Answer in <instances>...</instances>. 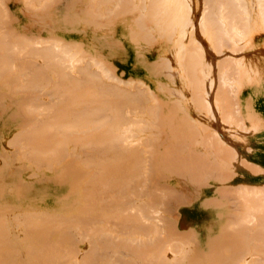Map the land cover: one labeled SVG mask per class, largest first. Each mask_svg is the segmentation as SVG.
<instances>
[{"label": "bare ground", "instance_id": "6f19581e", "mask_svg": "<svg viewBox=\"0 0 264 264\" xmlns=\"http://www.w3.org/2000/svg\"><path fill=\"white\" fill-rule=\"evenodd\" d=\"M10 1H14V0H10ZM22 1H24V0H22ZM25 1H29V0H25ZM32 1L35 4L37 0H35V1L32 0ZM32 1L30 0L31 4L29 2H25V3L28 4V5L26 4L25 6H29V5L30 6L31 5L33 6V2ZM47 1L49 2V0H38L39 3H42V6L36 7V4L33 6L36 9H38V8L41 9V7H43V9H45L44 11H43V9H41V12H43L42 14H44V16H42L43 19H38L33 13H31L32 17L30 19L31 20H34V19H32L33 18V15H34V18H35V21H36L35 23H37V24L33 23V24H35V25H33L31 23L30 24L31 26H29V27L36 29V31H38V30L39 31H41V30L43 31V30L47 29L46 26H45V23H46L45 20H48V17H47L48 13L47 12H49L48 11L49 10L48 9L49 6L46 7V5H44V3L47 2ZM104 1H107V0H103V2ZM116 1H115V3H113V1H112V3L114 5H116ZM120 1H121L122 6H124V8L126 10L124 9V13L121 12V14H119V15H124V16L120 17L121 19L118 18V19H120L119 21H124L125 20V17H128L130 15H131V18L134 16V19H131L132 20V25H131V28H130L132 30V31H130L131 32V38L134 40V42L136 40L135 39V36L138 35V34H141L142 36L146 37L147 39H151L150 37H154L153 34L158 33L160 35V37H162L163 41H166L167 40L168 42H171L173 44L172 54H171V56L168 59V62H167L168 65L167 64L166 65H167V69H169V71L170 70L172 71L174 77H176L175 75H179L180 76L179 79L182 82V83H180L182 85H179L178 82L176 81L177 82V85H178V87L176 89L177 90V94H176V90L175 91L173 90L174 91V94H176L175 95L176 98H178L177 95L180 94L183 97L184 100H190L191 99V100L195 101V104L192 101L194 107L197 108L198 110L199 109H202V110H199L200 112H198V110L193 107L195 110H197L198 115L200 116V114L201 115L205 114L204 116L207 115L206 118H208V117L211 118L210 120L212 122H213L212 117H214V115L217 114V113H220V116L223 117V118H221L220 116H218L219 114L218 115H215V116H218L219 117V118L217 117L218 119L221 118V120H219L220 122L225 120V122H226L225 125H227V121L228 120L230 121L233 118L237 120L238 119L236 117L237 116V113H235L236 114V116H235L233 114V112H232V110H235L236 108L234 107L235 109H233L232 108L233 106L231 107V105H230V107H231L232 110L230 108L227 109V107L226 108L224 107L226 104L224 105L220 101L222 100V95L224 93H226V94L228 93V96H229L230 92H233V91H234L233 94L235 93L234 95L238 94L237 93V90H240L242 88V86H244L242 79H244V76H246V74H247V76H249V73L251 72V68L249 67L250 66L249 63H248L249 61L247 62L245 60V57L244 58H240L242 56H239V57H237L235 59L231 57L232 58L231 59L228 56V53H230V51H233L234 53L232 52L233 54L231 53V55L234 56L235 53L236 54H239V53L241 54V51L245 47H247V46L248 47H252V48L254 47L253 45L250 44V41H252V40H250V38L253 39L252 38L253 37L252 35H254L256 33H259L261 31H264V1L263 0H119V2ZM91 2H95V4H96V1H91ZM103 2H102V5H103ZM2 3H4V1ZM104 3H106V2H104ZM109 3H111V1L108 2V4ZM4 5L5 4H1V6H2L1 9L2 10H0V16H2L0 18L1 19L0 21L2 22V23L0 22V25L2 26V28H0V31L2 30L1 31L2 33H3V31H5L4 28L6 29V27H8L7 25L6 26L4 25V19L3 18L4 17L5 18L7 17V19H8V17H9V16H6L7 14H5L3 12L4 9H6V7H4ZM97 5L99 6V4H97ZM217 5H219V7H217ZM221 5L223 6V8L221 7ZM98 6H96V7H98ZM116 6H118V5H116ZM99 7H101V6H99ZM105 7H106V4H105ZM109 7H113V5H111ZM114 7H113V10L115 9ZM26 8L28 9L29 7H26ZM34 8H31V9L29 8V10H32L31 12H33V11L36 10V9L33 10ZM94 8H92V10ZM106 9H107V7H106ZM67 10H68V8H67ZM92 10H90V11H92ZM36 11L34 13H36ZM93 11H92V13H93ZM102 11H103V8L97 11V13H96L97 17L99 16V14L104 13ZM118 11H119V8H118ZM106 12L107 11H105V13ZM223 12H225L226 15ZM1 13L2 14L4 13L5 16H4V14L2 15ZM58 13H62L61 10H58ZM194 13H198L197 14L198 15V18L194 16ZM27 14H29V13H27ZM24 15L26 16L25 13H24ZM59 17L60 16L56 15V18H59ZM64 18L63 17L62 18L60 17L59 18V21H62L61 23H63V20H65ZM72 18L73 17L67 19V21L70 20V19H71V21H73L74 19L72 20ZM9 19H10V17H9ZM61 19H63V20H61ZM226 19L227 20L229 19L228 20L229 22ZM53 20H52L51 23H53L55 21V20L54 21ZM67 21H65V22L67 23ZM9 22L12 23L11 19L9 20ZM54 23H56V22H54ZM58 23L59 22H57V24ZM68 23H69V21H68ZM70 23L72 24V22H70ZM63 25H64V23H63ZM25 27H28V26H25ZM135 27H138L139 32L133 31V28H135ZM51 28L53 29V31L50 32V33H53L54 35H56L57 36V39H53L52 37H49L50 39L44 37L45 38V40H44V38H43L42 35L39 36V37H26V35L23 34V33H22L23 37H21L22 39H20L21 34L19 36L16 33H14V34H16L19 37H16V39L13 38V40H15V41H12V40L9 41L8 40L9 44L10 43L11 44L9 45V47H7V49L5 48L6 46H4V47H1V46H3L4 44H7L8 45V42L4 41L5 43H3V39L2 38H4V36L0 37V47H1V50H0V67H2L4 64L6 65V66L5 65L3 66L4 68L2 67L3 69L0 68V72L6 69V71H5L6 73L4 71H3V73L1 72L2 74L0 73V79H2L3 77H7V76L8 77H12L14 79H16L17 77H18L17 79H21V80L24 79L22 81L24 84L23 85H20V88L22 86H23V88H29V87H31L30 90H32V87H33V90L34 91H35V88L34 87H36L37 85L38 86L39 85H42L41 86L42 89L45 87L44 88L45 91H43L42 89L41 90L38 89L40 86L39 87L37 86L36 87V92H34V91L31 92L32 98L35 96L34 97L35 100L33 98V101L34 102L33 101L30 102V105H32V108L31 107H25L26 108L25 110H22V109H24V108H22L20 110L21 111L20 114L19 113L17 114V117L19 115V117L22 118V121L25 123V124H22L23 127H21L22 125H20V129L22 128L24 131L23 130H20L21 132L18 131L19 133L17 132L18 134L16 133L17 135H14V137H12V140L14 142H16L18 145L20 144L22 147H24V146L26 147L25 149H27V150H25V152H24V154H26V158L29 157L31 159L32 158H34V159H41L42 158L41 155L44 158L46 155L52 154V156H51L52 157V160L55 163L58 160L57 161L58 163H56L57 165H60L61 164L60 162H63V165L64 166L62 165L63 167H61L58 170L59 171L58 172V176H59V179L58 180L61 182V184L62 183L64 184V182H66L67 179L69 180L70 183L67 184V185H69V188H68V193L69 194L67 193V195H66L67 197L66 198L64 197V198L67 199L68 198V195H70V197L73 199L71 201L72 202L71 204H73V205L76 204L77 207L73 208L74 214H72V215H71V213H70V215H67V213H63V215H61L59 217H55V215L54 216H51L53 214H48L50 216H47V212H44L41 215L42 217L40 216V219H38L39 217L37 219H34V218L32 219L29 216V218H31V219H29V220L20 219V221L17 222V219H18L17 218L16 219V222L18 224H16L15 227L16 228L21 227V226L23 228L24 227H27V232L22 231L26 235L25 236L26 237L25 255H23L20 260H16L15 261L16 264H53V262H55L56 260H58L59 263H60V261L62 259H64L62 261H66V259H67V261L69 260L70 261L69 264H95L97 261H98L97 262L98 264H99V262L101 264H106V262H107V264H110L111 263L110 262L111 261V258L110 257H109L110 258V261L109 260L106 261L105 259H103V261L102 260L100 261V260H98L99 259V257H98L99 254L97 253L99 251V249H103L104 250L106 248L105 246L108 247L109 246V243H110L109 242L110 240L111 241L112 240H115L117 242L116 245L119 244V245H117L118 247L116 248L115 251H117V249L119 247H122L123 246L122 247V250L124 248V250L126 251V254L127 255L130 256L131 255L130 253H132V259H131V257H129V259L133 260L134 256H137L134 259L136 261H132L131 262V260L128 259L127 261L129 263L131 262V263L135 264L134 262H137V264H153L154 263L153 258L155 259V257H159V255H155V257H154V254L158 251V248H159V252L158 253L161 252V255H162V256L159 257V258H161L160 261H158V262H160L159 264H164V261H163L162 257L166 253L169 254V251L168 250H174L175 255H173L174 253L171 251L170 253H172V254H169L170 255L169 257H168V255H166L167 257H163V258H166V259H164L166 264H170L171 261H174L173 259L176 258V255H178L177 257L180 256V258H181L182 261L183 260H186V259L189 260L186 257L187 249H185L186 252L183 249V247H186L187 246V245H185L186 243H185V240H184L186 238L185 235H187V234L182 233L180 235L179 232L177 233L175 231V229H176L175 226L173 228L174 229L173 231H175V232H173V231L171 232L172 228H171L170 222L166 219L167 221L164 220L165 222L163 221V223H162L161 220H160L161 217H159V218L156 217V215H159L160 214L159 213L160 212V209H156V207L159 205L161 207V209H162V207L164 209V205H167L168 204V201H167V198H165V196L167 197V195H165L167 193L166 192L164 193V190H165L164 186L161 185V187H163L164 189L161 188L160 186L159 187L156 186L158 184L157 183V177H155L156 176L154 174L155 172H153L152 170L156 169V167H154V165L155 164L158 165L159 163L156 160L157 154H155V153H158V155H159V161L160 160L163 161V160H166L167 159V157L164 156L163 153H165V154H168L169 153L170 154V151L172 150V147L175 148V151L176 152L178 150V152H177L178 154L177 155H180V153H181L180 150H179V148H180V142H178V141L182 140V134L186 133L187 136L185 138H189L190 137V140H191L190 142L194 143L196 141L195 143L198 142L199 144H202V145L205 143V145H203L204 146L203 148L204 149L206 148L205 149L206 151L208 150V152H206V154L212 155V153H213L214 155H212V156H215V157H217L216 155H218L219 157L221 155H223L222 157L218 158V160H220V159L221 160H224V159L226 160V158H227V156L225 155V153H226L227 155L229 154L228 159L231 161L232 160L231 159L232 158L231 156L233 155L232 148H231V146H229L231 144H227V147L228 148L230 147V149H229L230 152H228L229 150H228V148H226V145H224V147L223 146L221 147V144L217 143V141L220 142V143H222V140H221V138H219V137L217 138L216 137V136H218L217 135L218 132L215 130L216 127H213V129H212V126H218V127L221 128V126H219L220 124L217 123V125H212L211 126V123L212 122L211 123H209V122L207 123L206 122L207 125H209V127H208L205 124V121H202L204 123H200L199 120L197 119L198 120V123L201 124V126L199 124V126L201 128H204L203 127L204 125L207 128V129L206 128L205 129H202L203 132L201 131V133H200V128L198 130H196V131L193 130V129H196V128H194V127H196L194 125H197V127H198V124H196L197 123L196 120H192L191 119L192 123L194 124L193 125L192 123L190 124L191 121L188 120L185 116H181V121L184 122L186 120L185 123H186V125L188 124L187 125V128L177 127V126H181V125H180V123L178 121V120H180V117H179L180 115L177 114L178 117H179L178 118L177 115H176V113H180V112L186 111V110L182 111L183 107H185L183 105L187 104L189 101H187V102H181V100L180 101L179 100H176V101H178V102L181 103L180 105H179L178 102H176L177 105L175 103H174L175 105L173 103L170 104V105L164 104L162 102V99H161L160 94H159L160 91H162V88L159 86V84L157 85V81L156 80H154V79H152V80L151 79L145 80V79H141L139 77L136 78L133 75V73H131L130 74V77H127L126 79L121 78L123 76V73L120 74L117 71V69L114 70L117 67L114 68V66H113V64H111V62H108V61H105V60L102 61L101 58H99V57L95 58L96 56H93V55H91L92 56V60L90 59L91 56H89L90 58L88 56H86L85 59L88 57L86 60L84 58L81 59L82 57L79 58V56H77V58H75L74 55L77 54V53H75L73 51H74V49L76 51H77V49H79V48H77L74 45V44H78L77 38H72L70 40V41L73 42V45L74 46L71 45L73 47H70L69 48L70 44L67 46V44H64L65 42H63V41H67V38H69L70 35L60 36V32H61L60 29H61V27H58V25L57 26L54 25V28L53 27H51ZM25 31H27V29ZM190 31L192 33L193 40H191L190 42H187V40H186L187 43H185L183 41V39H185V37H187V36H189V38H190V36H191ZM234 32H236L237 34L234 33ZM2 33L0 34V36L2 35ZM158 34H157V36H159ZM231 34H233V35H231ZM263 34H264V32H263ZM234 35H235V37H234ZM259 35L260 34H257V36H259ZM11 37H14V36H11ZM255 37H256V35H255ZM18 39H20V40H18ZM51 40L53 42H51ZM224 40H227V41H229V43H231V48L233 46V50H230L231 48L228 47L229 48V50H228L229 52L226 53V55H225L226 57L224 56L225 57L224 60L226 59L225 62L223 61V59L220 58L221 56L223 57V55L225 54L224 53L225 51H222L224 46L223 47L221 46V44H222V42ZM237 40H238L239 44L237 43ZM11 41L13 43L14 42L18 43L20 41L21 42L20 44L22 46L19 45V43L18 44L14 43L12 45V42ZM153 41L155 42L156 39H154V40L151 39L148 42H151L150 44H153L154 43ZM232 41H235V42L232 43ZM42 42H44V43H42ZM68 42H66V43H68ZM241 42L244 44L243 46H242ZM46 43L47 44L49 43V45L46 46L47 45ZM234 43H235V45H234ZM38 44H40L39 46L42 47V48L39 47V49H38V47H37V49H36V47L34 45L38 46ZM44 44H46V45H44ZM64 45H66V46H64ZM10 46H12V48L15 46L16 48L14 47L15 49H12ZM241 46H242L243 49L239 50L238 48H240ZM20 47L21 48L24 47L22 49L23 50L22 52H20L21 51L20 50L21 49ZM25 47H27V50H26ZM234 47L237 50L234 49ZM4 48H5V51H7L8 53H6L4 51ZM218 48H221L222 50L220 49L219 50V53L217 52V56L220 55V54H222V55L219 58L217 57L218 60H216L217 58H215V55H216V51L218 50ZM9 49L11 50V52H9L10 51ZM16 49H18V50H16ZM24 49H25V51H24ZM226 49H224V50H226ZM249 49H251V48H249ZM70 50H71V52H69ZM234 50H236V51H234ZM13 51L15 53H13ZM1 52H2V55H1ZM3 52H4V55L5 56L7 54L6 57L3 55ZM20 53L22 55H20ZM243 53H245V52H243ZM18 54L21 56V57L19 56V58H21L22 61L21 60L19 61ZM213 54H214V56H213ZM28 55H29V59H31V58H33L35 60L37 59L36 61L42 60V62L41 61L40 62L38 61L39 63L38 62H34L36 64V65H34L33 64V61L30 62L28 60ZM2 56H4L5 59ZM14 56L16 57V59H15ZM24 56H26V58ZM98 56H100V55H98ZM1 57H2V59H1ZM10 57H12V59ZM66 58L67 59H70V60L67 61ZM93 58L100 60L99 62H101V63H99V62L97 63L96 60L95 61L93 60ZM24 59L25 60L27 59L26 61H28L29 63L26 62ZM89 59H90V61H89ZM219 59L224 62V64L222 62V65L223 66L221 65V61ZM3 60H7L8 62L7 61L6 62L4 61V63H3ZM78 60H79V63H78ZM9 61H10V63H9ZM85 61H86V64H85ZM218 61L220 62V64H218L219 63ZM15 62L17 63V66L15 65L16 64ZM43 62H44L45 65L42 66ZM45 62H47V63H45ZM62 62H66V64L68 62L71 69H69V67H68L69 65H66L65 63H64L65 65H63ZM226 62L228 63V65L225 64ZM11 63L14 66H11ZM71 63H72V65H71ZM75 63L77 65H79V68H78V66ZM8 64H9L10 67L8 66ZM32 64L35 66V68H34V66ZM39 64H41V65H39ZM214 64L216 66H214ZM229 64L232 65V68H231V66H229ZM25 65H26V67H25ZM29 65H30V67H28ZM37 65L42 66V67H38ZM73 65L74 66H77V67H73ZM80 65H81V67H80ZM66 66H67V68H66ZM125 66H127V65L125 64ZM212 66H214L213 71H215L214 69L216 67H217L216 70H222L223 68L224 69H227V68L230 67L231 70L229 68V71L232 72V70L234 68L233 71L235 72V76L232 75V73H229V75L226 74V76L228 75L227 76L228 77L227 80L226 79H223L225 77L224 75H225V71H226V70L223 69L224 73L221 71L222 72L221 75H219V76L216 75L219 78L221 77V79H218L216 77L218 79L217 80V79H215L213 77L214 72L212 73ZM219 66H222V69H220L221 67L218 68ZM8 67L10 68L11 71L10 70L9 71L11 73L7 70ZM37 67H38V69H37ZM248 67L250 69H248ZM26 68H27V71H26ZM163 68H165V66ZM23 70H24V72H23ZM31 70H33V71H31ZM126 70H128V69L126 68ZM153 70L154 69H152V71H150V72L154 73L156 71V70L155 71H153ZM248 70H250V71H248ZM15 71L16 72L18 71L17 74H14V73H16ZM35 71H36V73H35ZM67 71H69V74H68ZM70 72H71V75H70ZM145 72H147V71H145ZM49 73H50V75L52 73V75L54 76L52 79L49 78L51 80L48 79V77H50V76H48ZM215 74H220V73L217 71V73H215ZM230 74H231V76H230ZM14 75H16V76L18 75V76L16 77ZM29 75L31 77H29ZM33 75L36 76V78H35L36 80H34V76ZM41 75H42V78L40 77ZM52 75H51V77H52ZM155 75H157V73ZM183 75H186L187 78H186V76L184 77ZM232 76L236 77L237 79H235ZM27 77H28L29 80L26 79ZM37 77H38V80H37ZM124 77H125V75H124ZM249 77H248V79H249ZM46 78L49 81H47ZM156 78H158V77H156ZM184 78H186L187 80H185ZM246 78L247 77H245V79ZM30 79H32L31 80L32 82L30 81ZM40 79H42V82L43 83H40V81H41ZM228 79L230 81L234 80V81L230 82V84L232 86L229 85ZM248 79L245 80V81L247 82ZM226 81L228 82V84H226L227 83ZM36 82L37 83L39 82V83L37 84ZM216 82H218V83H216ZM233 82H234V86L235 87L232 84ZM239 82H240V84H237ZM32 83H35V85L32 84ZM46 83H47V85H46ZM215 83H216L215 86H217L216 89H215L217 93H215V91L212 92L214 90V88H215V86H214ZM222 83H223V86L225 87L224 89H223ZM25 84L28 85V87H26ZM30 84L31 85H34V86H30ZM218 84H219V86H218ZM241 84H243V85H241ZM225 85L226 86L228 85L227 86L228 89L229 88H232V87L235 88V89L232 88L233 91H232V89L231 90L230 89L228 90V89H226V86ZM220 86H222V88ZM238 86H240L241 88L239 87L240 89H236V87H238ZM0 87H3V85L0 86ZM187 87L189 88L190 91L188 90ZM23 88H21V89L23 90ZM222 89H223V91H222ZM39 90L42 93L39 92ZM185 90H188V92H186ZM37 91L39 93H37ZM52 92H54V93H52ZM44 93L47 94V95L45 96ZM186 93L189 94V97L187 96ZM191 93L193 94V96H192ZM195 93L198 94L197 95L198 97H196V94ZM37 94H40V95H37ZM51 94H53V96ZM226 94L224 96H226ZM48 95L51 96V97L48 98L49 97ZM230 96H233V95L230 94ZM38 97L39 98L40 97H42V98L44 97V99L47 97L46 99H51L55 103H53L51 100L50 101L47 100L48 103H49V104H47V101H45L43 99L45 102H40V104H39L38 102L40 100L39 101L37 100ZM213 97H215L217 99H215ZM218 98L220 99V101H219ZM224 99H226V98H224ZM224 99L222 101H224ZM43 100H41V101H43ZM191 100L189 102L190 104H191ZM147 102L150 105H147ZM216 102H218V104L221 103L222 105L220 104L221 106L219 105L220 106L219 107L218 105H216L217 104ZM33 103H35V104L33 105ZM42 103H44V105ZM152 103H155V105H151ZM230 104H232V102ZM40 105H43L45 107V109H43L44 108L43 106L41 108ZM233 105H234V103H233ZM23 106H24V104H23ZM39 106H40V108H39ZM234 106H236V105H234ZM50 107H51V109L53 108L52 109V112H50V109H49ZM187 107H188L187 109H189V107L191 108L192 106L191 105L190 106L188 105ZM216 107H217V109L219 108L218 110L216 109L217 111H215V108ZM221 107H223L224 109H222ZM30 108L31 109L37 108L38 110L37 109H34L33 110L34 112H33V111H31ZM46 108H48L47 111H46ZM184 109H186V108H184ZM220 109H222V111ZM226 109L229 110V111H227ZM48 110H49V112H48ZM135 110H137L138 112H135ZM237 110H238V108H237ZM25 111H27V113H28V111H30L28 113L29 115L26 114ZM140 111H141V114H139ZM155 111H156V113H155ZM219 111L222 112V115H221V112H219ZM225 111H226V113H225ZM22 112L25 115H27L28 117L27 116H24V114ZM37 112L40 113V114H38ZM201 112H203V114ZM128 113L131 116H129ZM147 113L150 116L147 115ZM35 114H38V115H35ZM142 114L144 115V117L145 116H149L148 119L146 117L145 118L150 123H152V124L149 125V122L146 119L144 120V118H143V120H142L140 118L141 120H139V121H141V122H139V121H138V123L136 122L137 125L140 126V128H141L140 129L135 124V121L137 120L136 118L139 119L140 115L142 117ZM228 114H229V117L231 115H233L236 118L233 117V116H231L230 118H228V116H227ZM242 114H243V112H242ZM39 115H41V116L38 117ZM42 115L44 117L45 116L46 117L44 118ZM134 115L135 116L137 115V116L135 117ZM224 115H225V117H224ZM239 115H240V113H239ZM29 116H33L32 117L33 120ZM126 116L127 117L129 116L128 117L129 119ZM152 116H154V117H152ZM159 116L160 117L163 116V117H161V119H160ZM175 116H176V118H175ZM226 116H227L228 120H227ZM24 117H25V119H27L29 121H27V120L24 121L25 120V119L23 120ZM132 117H135V118H132ZM165 117H167V118H165ZM183 117L185 119H182ZM14 118L16 119V117H13L12 118L15 121ZM65 118H66V120H65ZM153 118H158L160 120L153 119ZM209 118H208V120H209ZM217 118H215V119L217 120ZM34 119H35L36 122L34 121ZM62 119H64V120H62ZM133 119L135 121H133ZM151 119L157 120L156 121L157 123H155V121L152 122ZM165 119H167V120H165ZM216 120H214V121L216 122ZM236 120L234 121L235 122L234 124L237 126L240 123V121L238 119L237 122H239V123H237ZM60 121L63 122V123H60ZM162 121L164 123H162ZM173 121H174V124H173ZM187 121H190V122L188 123ZM219 121H217V122H219ZM242 121H243V119H242ZM215 122H213V123H215ZM230 122H231V126H232L233 121H230ZM230 122H228V123H230ZM165 123H167V124L165 125ZM221 123L224 124V122H221ZM18 124H20V123L18 122ZM34 124H35V127H34ZM132 124H133V127L130 126ZM140 124H143V126H149V127L152 125L150 127V129L151 128H153V129L156 128L155 131L153 130L152 131V134H151V135H154V137L159 134L158 137L161 138V135H163L164 131H167L168 132L167 135H169V137L164 133L163 138L161 139V141H157V139H156V138H158L157 136H156V138H150V140H149L148 137L151 136L149 134V132L151 133V131L148 132L149 135L146 134L148 130L146 131L145 129H142L143 126L140 125ZM172 124H173V126H172ZM234 124H233V127H234ZM28 125H30V126L25 130V128ZM153 125H155V126H153ZM158 125L162 126V127H160V129L163 128L164 126H166V128L168 130L167 129L166 130H163L162 129V131H161L159 129V131L157 132L156 130H158L157 128H159ZM190 125H191V127H190ZM17 126H19V125H17ZM134 126L136 127L135 129H134ZM188 126L191 129H189ZM210 126H211V128H210ZM240 127H242V126L240 125L239 128ZM243 127L245 128V126H243ZM63 128H64L65 131H67V130H70V131L69 132H64V131H62ZM209 128L212 129L211 131L214 133V137H216L217 139L214 138L213 136L210 137V138H208L207 135L211 136V134H212V132H210V131H209L210 134H208V129ZM136 129H138L139 131L136 130ZM218 129L219 128H217V130ZM130 130H132V131H130ZM141 130H145L146 131V132L144 131V133H145L146 136L143 135L144 137L141 136V138H140V135L143 134V131H141ZM180 130H181L182 133L180 132ZM226 130H228V129H226ZM240 130L242 131V129H240ZM126 131H129V132H127L125 134ZM135 131H138L137 134L138 133L139 134L141 133V134L140 135H137L135 133ZM198 131L200 133L199 134L200 137L204 141H205V137H207L206 140L209 139L208 140L209 143H208V141L203 142L202 139H200V140H202L203 143H200L201 141H198L200 137L197 134L195 136V133H198ZM243 131H244V129H243ZM62 132L64 133V136H62ZM153 132H155V133L157 132L156 135H155V133L153 134ZM159 132H161V133H159ZM173 132L176 133V134H174L175 136L172 135ZM66 133H67V135L69 134V137H68L69 138V141L65 139V141H66L65 142L64 141V138L66 137ZM132 133H135L139 137L136 138V135L135 134L132 135ZM204 133H205V135H204ZM215 133H216V135H215ZM51 134H52L53 137L51 136ZM130 134L132 135V137L130 136ZM177 134L179 135V138H181V139L177 138L178 137ZM186 134H184V135H186ZM192 134H194V135H192ZM57 135H61L63 141H60L62 139L59 140L60 136L58 138ZM71 135H72V137H71ZM127 135H129V137ZM47 136H49L48 139H46ZM164 136H166V137H164ZM50 137L52 139H49ZM70 137H71L72 141H70L71 140ZM197 137H198V139H197ZM37 138H38V141L39 142H41V139L40 138H45L44 139L45 140L44 142H46V144H47V142L49 143V141H51V140L53 142H55V143H52V141H51V144H49L51 147L47 144V146L49 148L48 147L46 148V144L45 143H44L45 146H43V145H37L36 144L37 147L39 146L38 148H36V145L34 143H30V142L31 141L32 142H35V140ZM84 138H86L87 141L88 140L89 141L91 140V141L90 142L89 141L87 142V141H85L86 139H84ZM127 138H128V140H127ZM130 138H132V139H130ZM160 138H158V139L160 140ZM191 138H193V139H191ZM211 138H213V140ZM141 139H142V141H141ZM152 139H154V140H152ZM131 140L133 142H130ZM192 140L193 141L195 140V141L193 142ZM211 140H212V142H211ZM124 141H126V142H124ZM149 141L150 142L152 141V143H153V141L154 142H157V145L159 144L158 142H162L161 143L162 146H160L161 144H159V147H161V150L159 149L160 150V153H159V150L157 149V147L155 145L156 143L155 144H152L151 147H150L148 145V144H151V143H149ZM167 141H169V142H167ZM172 141H173V144L175 143L174 145H172V143H170ZM14 142H12V145L13 144L14 145H17ZM27 142H29V143H27ZM142 142H144V143H142ZM165 142H167L168 144H166ZM176 142H178V144ZM213 142H216V143H213ZM67 143L69 145V147H68L69 149H70V143H72V146H73V147L71 146L72 150L69 151L68 149H66L65 146H67ZM123 143H125L126 145L123 144ZM136 143H137V146H141L142 149H140V147L138 148L137 146L135 147ZM163 143H165V146L167 145L165 148L163 147ZM212 143H213L214 146L211 145ZM138 144H140V145H138ZM141 144H143V145H141ZM32 145H35V146H32ZM130 145H132V146H130ZM133 145H134V148L135 149L132 148ZM144 145H148L149 148L146 146L143 149L142 146H144ZM153 145H155V150L156 149L158 150V151L156 150L157 152L154 150ZM208 145H210V148H209ZM169 146H170V148H169ZM218 146H220V147L218 148ZM34 147H35L36 150L34 149ZM76 147L80 151L78 149H75ZM147 148L149 150L151 148L152 149L148 152V149ZM217 148L220 149V150H218ZM222 148H223V150H222L223 153L220 154ZM48 149H49V151H48ZM169 149H170V151H168V153H167V150H169ZM210 149H212V151H210ZM66 150H67V152H66ZM74 150L77 151L76 152L77 155H73V154H75ZM154 151H155V153H154ZM161 151H163V153ZM151 152H152V154H151ZM218 152H219V154H218ZM65 153H67L68 156ZM149 153H150L151 156L148 155ZM169 154L167 155L168 156V159L167 160H169V156H170ZM144 155L145 156L148 155V158H147V156L145 157ZM177 155H174L173 154V156H175V157H177ZM162 156H164V157H162ZM233 157H235V156H233ZM153 158H155V159H153ZM146 159L149 160V163L146 162ZM144 160L148 164V169L151 168V169H149V171L151 170L152 171V175L154 174L151 177H154L155 181H153L150 176L149 177H150L151 180H148L147 179V186L149 185L150 191L152 190V188H153V190H152V193H149L148 192L149 193L148 194L149 195V199L146 202H144L143 205L144 206L146 205L149 208H153L154 209L153 211H155V214L156 215L155 214L153 215L152 209H149V208L146 207L149 212L147 211L146 208H142L141 209V207H143V205L140 202V200L143 197L142 196L140 197V193L143 192L142 190H143L144 186H145V189H148V187L145 185L146 180H145V177H144V173H146L145 172L146 169H144V168H146L147 166H144V165L141 166L143 164V161ZM155 160L157 162L156 163H153V161L155 162ZM65 161L68 162V163L66 162V165L64 164ZM151 162L153 164H151ZM177 162H179V161H177ZM189 162H191V161H189ZM146 163H144V164L146 165ZM42 165H44V164H42ZM149 165H152L153 169ZM173 165H175V164L173 163ZM178 166H179V164H178ZM188 166H191V165H188ZM180 167H181V165L178 167L179 170L180 169H183V168H180ZM188 168H191V167H188ZM257 169H259V168H257V167L254 168V166H253V169L252 170H254V172H256V173H259L260 170H258L259 172H257ZM194 170H196V169H194ZM154 171H157V170H154ZM150 172H147V173H150ZM263 172H264V170H263ZM193 173H194V171H193ZM70 174H71V177L68 178V176ZM193 175H196V174H193ZM204 176H205V174H204ZM197 177H199V176H197ZM196 180H197V178H196ZM153 182H156L157 183V184L154 183V185L156 187L154 185H152V187L150 186V184H153ZM158 185H160V184H158ZM255 185H253L252 188H250L251 185L248 188H246V186H241L238 189V191L236 192L237 193V196H238L237 198H239L238 192H242V193L244 192L243 196L245 194H247V196L248 195H250V196L246 198V195H245V199H244L242 197V193H241L240 194V197L242 199H244L241 205H239V202L241 200L240 201L239 200L237 201L235 199V203L237 202L238 205L235 206L236 208L234 209L235 211L233 212L235 214H232L231 215V219L232 220L229 219V221H228V219H227L225 221V223H223L221 225V220H220L219 217H215V216L210 217V215L207 216V217H203V219H206L207 220V224H208V226H206L204 228L205 231H206V236L205 237L209 236L210 234H214V233H217V232L219 233L218 235L214 236L217 239L216 238L213 239L214 237L211 238V236H209L210 238L209 237L208 238H205L206 241H203V242H206L205 245L207 244V241H208V245L207 246H209V249H210V250L208 249L207 252L204 253V255L202 256V261L204 262V264H228L227 263L228 261H231V262L234 261L235 264L238 263V262H239L238 264H258V263L259 264H263V261L262 260H264V255H263L264 254V248H263L264 247V245H263L264 242H263V244H261V246L263 245L262 247H256V246H260V245L259 244L258 245H254V241L257 242V243H259L260 240L262 241V239H260V240L257 239V238H260L259 234H261V233L258 234L259 237L257 236V238H255L256 231L258 230V229H255V228L258 226V222H259V226L261 225L260 228L262 226L264 227V211H262L263 209H260L263 213L261 212V214H259V212H257L258 207L259 208H263L264 207V205H263L264 197H263V200L261 201V199H262L261 196L258 197L255 194L256 193L255 191H258V193H260L259 192V189L261 191V188H262L261 193L263 192L262 194L264 195V187H262L264 184H262V186L260 188H258L260 185L257 184L258 185L257 187ZM153 186L155 187V189H154ZM156 188H161L160 190H162V191H161V193L158 192V194L160 193L162 195V197H161V195H160V197H156L155 196V194H156L155 193L156 192ZM168 188H166V189H168ZM149 189H148V191H149ZM249 189L250 190L252 189V192ZM165 191H167V190H165ZM146 192H147V190H146ZM253 192H255L254 194L256 195V197L258 199H260V198L261 199L260 200H258V199L255 200L256 198H255V196L253 197V195L251 197V194ZM152 194H154V196ZM158 194H156V195H158ZM175 194H176V192H175ZM163 196H164V198H163ZM170 196L172 197V194L171 193H170ZM174 197H176V196H174ZM64 202H65L66 205L68 204L67 206H70L71 205L70 203H66V200ZM67 202H69V201H67ZM260 202H262V203H260ZM155 203L157 204L156 206H154ZM259 204L263 205V207L261 205H259ZM62 205H64L63 204V201H62ZM140 205H141V207H140ZM151 205H153V207H150ZM62 207L64 208V206H62ZM130 208L133 209V211L136 208L138 209V211L135 210L136 211L135 214L137 216L134 215V214L133 215H130L129 213L127 215V211ZM66 209H68V207ZM109 209H111V210H109ZM131 209L128 212L131 213L132 212ZM143 209L146 211V213H145V211L143 213H141V211ZM75 210H77L78 214L75 213ZM107 210H109L108 213L111 214V218L113 217L114 221H116L117 224H118V226H120L119 227V234H120L119 236H122V237H119L116 232H115V234L117 236L112 237V233H110L108 231L109 228L106 231L105 230L106 228H104V226H101V228H100V226L99 227L96 226V225H99V224H103V223H105L107 221L108 222L111 221L110 219L108 220V219L105 218L107 216L106 215ZM139 211H140V213H139ZM157 211H159V212H157ZM120 213H123L124 215H121ZM144 213H145V215L146 214H148V215L147 216H145V215L142 216V214H144ZM26 214H28V213H25V215ZM34 215H36V213ZM104 215H106V216H104ZM150 215L151 216H155V217H152V219H151V216ZM244 215H246V217H244V219L245 218L247 219V217L248 218L251 217V218H249V221L247 220L249 223L253 222L254 219H255V221L253 222L254 224L251 223V225L253 224L252 227L254 225H257V226H254L253 227L254 230H253V228L251 227L250 224H248L250 226L246 227L247 225L244 223V221H243L244 219L241 220ZM26 216H28V215H26ZM64 216H70V217L64 218ZM144 217H145V222H144ZM24 218H25V216H24ZM58 218H60V219H58ZM61 218H63L62 219L63 221L73 222V223L69 224L70 227L67 230V232L65 230L66 234H63V233L60 232V235L62 234V239L61 240H64V243L65 244L71 242L72 247L69 248L68 247L69 245H68L67 246L68 248H65L64 250H63V247L64 246L62 247V249L61 248L59 249V246H61L60 244H59L58 247H54L53 246L54 250L51 247H47V245L44 247L41 243L38 242L39 241L38 240V236H40V235L42 236V234H45V233L47 235L50 234V232L53 229H55V227L58 226L61 223V222L59 223V220H61ZM139 218H140V221L141 222L142 221L144 222V223L142 222L143 224H141V222L138 221ZM142 218H143V220H142ZM148 218H150V219H148ZM155 218H158V219H155ZM155 220L156 221L157 220L158 221L160 220L161 224H160V222H156ZM184 220H187V219H184ZM114 221H113V224H114ZM148 221H149V224L150 225L151 224L154 225V223H156V225H159L160 224V227L162 226L161 229L158 228V227H157L158 228L157 229L156 226H154L153 229L154 228L155 229L152 230V227H150V229L154 232V233H152V231H151V233H150L148 231L150 225L147 224L148 227L146 225V222L148 223ZM209 221H211V223L213 225H211ZM241 221L243 222V224H242ZM85 222L86 223H89V226H87V227H90V228L92 227L91 233H93L92 234L93 236L90 234L91 235L90 237H96L97 236V237L100 238L101 236H103V239L101 238V240H100L98 238L99 239V242L97 241V244L96 245H92V243H90V245H91L90 248L87 247L88 249L87 250L85 249V253H84V251L82 253V251L79 250L78 245L76 246L77 248L75 247V244H78L79 242H81V241H78V239H80L81 237H84L85 238V236H82V235H86L85 232H83V230H82V232H80L81 227L84 228L81 225H82V223H85ZM166 222H169L168 225H169L170 229L168 228ZM255 222H256V224H255ZM10 223L12 225V222H10ZM56 223H59V224H56ZM165 223H166V225H165ZM61 224H63V222ZM91 224L94 225V226H92ZM107 224H108V227H109L110 226L109 223H107ZM117 224H115V225H117ZM244 224H245V227L243 226ZM1 225L4 226L2 224V221H0V227H2ZM111 225H112V223H111ZM163 225H165L164 226L165 229L163 228ZM229 225H232L233 227H231L230 229L227 230L226 227H228ZM60 226L62 227V225H60ZM95 226L97 227V229H95ZM63 227H64V225H63ZM71 227L75 231V232H73V233H75L74 235H73V233H71ZM87 227H86V230H87ZM144 227L145 228L147 227L146 229H148L147 230L148 233H146L147 231H146V229H144ZM263 227H262V229H263ZM138 228H140V230L141 229L143 230V231L141 230V235L146 234V235H144V237L143 236L141 237L140 233H139L140 236H138V233L137 232H140L139 230L137 231ZM162 228L164 229V231L167 229V232H169V233L166 232L167 235H169V234L171 235V233L172 234L175 233L174 235L176 236V238L177 237H180V236L182 238L184 236L185 238L183 237L184 239L182 238V240L180 238V240L181 241L184 240V243L185 244L181 243V241L179 240V238H178V240H176V238L174 237V235H171L170 236L171 238H168L166 235H164V236H166V238H164V236H163L164 233H163V231H161ZM115 229L113 231H115ZM262 229H260L259 231L263 233L264 231H262ZM35 230H38V232H35ZM57 230H59V229H57ZM132 230H134V231L136 230L135 231L136 233H132ZM144 230H145V232H144ZM54 231L56 232V230H54ZM158 231L159 232L161 231V233H163L162 236H161V234H159ZM87 232L90 233L89 229H88ZM157 232L160 235V236L158 235V238L156 237L158 240L155 237H153V234L155 236H157ZM82 233H84V234H82ZM142 233H144V234H142ZM149 233H150V236L147 235ZM135 234H136V236H138V237H136L137 239L135 238ZM108 236H109V238H108ZM148 236L149 237L152 236L154 239L157 240L156 244L158 245V248H156V247L154 248L153 247V246H155L154 245L155 243H152V242H155V241H153L154 239L149 240L150 238ZM172 237H173V239L174 238L175 239L173 240ZM262 237H263V235H262ZM167 238H168L169 241L167 240ZM45 239H47V238H45ZM81 239L82 240H85L83 238H81ZM92 239L93 238H90V241ZM120 239H121V242L122 243L120 242ZM140 239H141V242H140ZM162 239H165L163 241V242H165V244L168 241L167 244H166V246H165L164 243L159 244V242H160L159 240H162ZM209 239H212V240H209ZM61 240H58V241L61 242ZM107 240H109V241H108V243L106 245L105 241H107ZM144 240L146 242H150L151 243V245H149L150 248H151V251L149 250L150 248L147 249V251L148 250L150 251V252L148 251L149 252V255L145 251L146 250V247H149V246H146V247H144V246L147 245V244H150V243H147L146 244ZM44 241H46V240H44ZM58 241H57V243H58ZM175 241L177 243L178 242L181 243V244L178 243V246L179 247H176L177 246V243ZM212 241H213V243H212ZM10 242L11 241L7 240V246L0 247V264H11L8 261V258L10 257L9 256V254H10L9 251L11 249V247L9 245ZM49 242H51V241H49ZM92 242H94V240ZM112 242H114V241H112ZM209 242H210L211 245L209 244ZM170 243H172V245H170L171 247L174 244L176 246L174 245L171 248L169 246ZM182 244L184 246H182ZM13 245L14 244H12V247H13ZM159 245H161L162 247L164 246L163 248L165 250L164 251L165 254H162L164 252H162L163 249H162V247L160 249V246ZM142 246H143L144 249L142 248ZM168 246H169V248L167 250L166 248ZM174 247H175V249H174ZM152 248L155 249V250H153V251H155L154 254L152 252ZM107 249H109V248H107ZM177 249L179 251H181L180 254H182V252L183 253L185 252L184 255L181 256L180 254H178L179 252H178ZM74 250H75V252H74ZM100 251H102V250H100ZM142 251L144 252V255L142 254ZM219 251H221V252H219ZM223 251H225L226 253L223 252ZM255 252L256 253H259V255H261V257H259V256L258 257L259 258H262V259H259L257 257V255H251V254H254ZM145 253L147 254V258H149L151 256L149 260L146 258L147 261L145 260V257H146L145 256L146 255ZM150 253H151V255H150ZM158 253H156V254H158ZM121 254H122V252H121ZM118 255H120V254H118ZM127 255L124 258H126ZM139 255H140L141 258H143L142 255L145 256V257L142 260L140 258L138 259ZM174 256H175V258H174ZM252 256H254V257L252 258ZM183 257H186V258L182 259ZM107 258H108V256H107ZM151 258H152V260H151ZM159 258H158V260H159ZM168 258L169 259L171 258V260L169 261ZM180 258H177V259H180ZM177 259H175L176 261L174 262V264L175 263L177 264L179 261L180 262L178 264L181 263V260H178V262H177ZM256 259H257V261H255ZM150 260L152 261V263H150L151 262ZM236 260L237 261L239 260V261L237 262ZM138 261L139 262L141 261V263H139ZM166 261L167 262L169 261V263H167ZM155 262H157V261H155ZM201 262H200V264H201ZM189 263L190 264L191 263L192 264H197V263H193V262H190V261H189ZM172 264H173V262H172ZM230 264H234V263L232 262Z\"/></svg>", "mask_w": 264, "mask_h": 264}, {"label": "rangeland", "instance_id": "374dc122", "mask_svg": "<svg viewBox=\"0 0 264 264\" xmlns=\"http://www.w3.org/2000/svg\"><path fill=\"white\" fill-rule=\"evenodd\" d=\"M4 1V3H2ZM32 1V0H31ZM35 1V0H34ZM91 1H96V4H95V2H91ZM110 2L111 1V3H109L108 4V2ZM107 1H104V2H106V3H104L103 2V0H49V2L47 1V2H45L44 3V5H46V7H48L49 6V12H47L48 13V15H47V17H48V20H45L46 21V23H45V26H46V28L47 29H45V30H41V31H36V29H34V28H30L29 26H31L30 24L32 23H35L36 21H35V18H34V15L38 18V19H43V17L42 16H44V14H42L43 12H41V9H43V7H41V9H36V8H34L33 6L36 4V7H39V6H42V3H39L38 2V0L36 1V3L34 4V2H33V6L31 7L30 5L29 6H25L27 3H25V2H29L30 4H31V2H30V0L29 1H22V0H14V1H10V0H0V6H1V4H5L4 5V7H6V9H4V13L5 14H7L6 16H9L10 17V19H11V21H12V23H10L9 22V17H8V19H7V17L5 18H3L4 19V25L6 26H8V27H6V29L4 28V30L5 31H3V33L0 31V34L2 33V35L0 36V37H2V36H4V38H2L3 39V43H5L4 41H6V42H8V40L10 41V40H12V41H15V40H13V38L14 39H16V37H19L20 36V34H21V36H20V39H22L21 37H23V35H22V33L23 34H25L26 35V37H39V36H43V38L45 37V38H49V37H52L53 39H57V36L56 35H54L53 33H50V32H52L53 31V29L51 28V27H53L54 28V25L55 26H57L58 25V27H61V32H60V36H64V35H70V37L69 38H67V41H63V42H65L64 44H67V46L70 44V46H69V48L70 47H73L74 45L77 47V48H79V49H77V51L74 49V51L73 52H75V53H77V54H75L74 56H75V58H77V56H79V58H81V59H85V57L86 56H91V55H93V56H96L95 58H97V57H99V58H101L102 59V61H108V62H111V64H113V66H114V68L115 67H117V68H115L114 70H116L117 69V71L121 74V73H123V76L121 77V78H124V79H126L127 77H130V74L131 73H133V75L137 78V77H139V78H141V79H145V80H147V79H154V80H156L157 81V85L159 84V86L162 88V91H160V97H161V99H162V102L164 103V104H168V105H170V104H176V102H178V101H176V100H181V102H187V101H189L190 102V100H184L183 99V97L181 96H179V95H177L178 96V98H176V94H177V87H178V85H177V82H178V84L179 85H182V84H180V83H182L181 81H180V76L179 75H175L176 77H174L173 76V73H172V71L170 70L169 71V69H167V62H168V59H169V57L171 56V54H172V50H173V44L171 43V42H168L167 40L166 41H163V39H162V37H160V35L158 34V33H155V34H153L154 35V37H150L151 39H156V43L154 42L153 44H150L151 42H148V41H150L151 39H147L146 37H144V36H142L141 34H138V35H136L135 36V39L137 40H135V42H134V40L131 38V32L130 31H132L130 28H131V25H132V20L131 19H134V16L131 18V15L130 16H128V17H125V20L124 21H119L121 18L120 17H122V16H124V15H119V14H121V12L122 13H124V6H122V4H121V1L119 2V0H107ZM112 1H113V3H115V1H116V5H118V6H116V5H114L113 3H112ZM264 1V0H263ZM91 2V3H90ZM102 2H103V5H102ZM25 3V4H24ZM101 3V4H100ZM38 4V5H37ZM97 4H99V6H101V7H99ZM105 4H106V7H107V9H106V7H105ZM108 4V5H107ZM28 5V4H27ZM88 5V6H87ZM95 7H93V6ZM111 5H113V7L116 9H114L113 10V7H109V6H111ZM96 6H98V7H96ZM103 6V7H102ZM26 7H29L30 9L31 8H34L33 10H35L36 11V13H34L35 11H33V12H31L32 10H29V8L27 9ZM66 9H65V8ZM89 7V8H88ZM209 7V6H208ZM217 7H219V5H217ZM221 7L223 8V6L221 5ZM2 8V6L0 7V10H2L1 9ZM67 8H68V10H67ZM92 8H94L93 10H92ZM103 8V11L102 12H104L105 13V11H107L105 14L104 13H102V14H99V16L97 17V15H96V13H97V11L98 10H100V9H102ZM112 10H111V9ZM118 8H119V11H118ZM106 9V10H105ZM221 9V8H220ZM45 9H43V11H44ZM58 10H61V12L62 13H58ZM90 10H92L93 11V13H92V11H90ZM97 10V11H96ZM105 10V11H104ZM111 10V11H110ZM126 10V9H125ZM208 10V9H207ZM25 11V12H24ZM30 11V12H29ZM222 11V10H221ZM224 11V10H223ZM2 12V11H1ZM26 14V16L24 15V13ZM29 13V14H27V13ZM115 12V13H114ZM117 12V13H116ZM226 12V11H225ZM225 12H223V13H225ZM3 13V14H4ZM31 13H33L34 15H33V18L32 19H34V20H31L30 18L32 17V15H31ZM2 14V13H1ZM2 14V15H3ZM5 14H4V16H5ZM107 14V15H106ZM111 16H110V15ZM118 14V15H117ZM198 13H194V16L195 17H197L198 18V15H197ZM56 15H58V16H60L61 18L63 17H65L64 19L65 20H63V19H61V20H63V23H64V25H63V23H61L62 21H59V18H56ZM109 15V16H108ZM113 15V16H112ZM225 15H226V13H225ZM30 16V17H29ZM69 16V17H68ZM117 16V17H116ZM2 16H0V18H1ZM68 17V18H67ZM71 17H73L72 18V20L74 21H71V19L70 20H68L69 21V23H68V21H67V19H69V18H71ZM109 17V18H108ZM112 17V18H111ZM116 17V18H115ZM118 18H120V19H118ZM54 21V22H56V23H51L52 22V20ZM108 19V20H107ZM117 19V20H116ZM1 20V19H0ZM51 20V21H50ZM227 20V19H226ZM229 20V19H228ZM227 20V21H228ZM34 21V22H33ZM49 21V22H48ZM65 21H67V23L65 22ZM1 22V21H0ZM57 22H59L58 24H57ZM70 22H72V24L70 23ZM229 22V21H228ZM2 23V22H1ZM28 23V24H27ZM111 23V24H110ZM35 24H37V23H35ZM35 24H33V25H35ZM69 24V25H68ZM72 25V26H71ZM25 26H28V27H25ZM63 26V27H62ZM49 27V28H48ZM65 27V28H64ZM0 28H2V26L0 25ZM27 29V31H25L26 29ZM29 29V30H28ZM33 29V30H32ZM32 30V31H31ZM36 31V32H35ZM133 31H135V32H139V30H138V27H135V28H133ZM194 32V31H193ZM263 32L264 31H261V32H259V33H256V34H254V35H252L251 37L253 38V39H251L250 38V40H252V41H250V44L251 45H253L254 47L252 48V47H245L244 49L242 48V46L244 45L242 42H241V44H242V46L240 47V48H238L239 50H241V49H243L242 51H241V54L239 53V54H234V56H232L231 55V53L233 52V51H230V53H228L229 51V48H231V43H229V41H227V40H224L223 42H222V44H221V46L223 47V50L221 49V48H218V50L216 51V55H215V58H219L222 54H220V55H218L217 56V52L219 53V50L221 49L222 51H225L224 53V55H223V57L221 56L220 58L221 59H223V61L225 62V60H224V58L226 57L225 55H226V53H228V56L231 58H237V57H239V56H242V57H240V58H244L245 57V60L249 63V67L251 68V72L249 73V76H247V74H246V76H244V79H242V81H243V84H244V86H242V88L240 87L241 85H243V84H241L240 86H238V87H236V89H240V90H237V93L238 94H236V95H234L233 94V89H235V88H229L230 90L232 89V91L233 92H230V94L231 95H233V96H230V94H229V96H228V93L226 94V93H224L223 95H222V100L224 99V98H226V99H224V101H220V99H219V101L221 102V103H223L224 105V107L226 108L227 107V109L228 108H230L231 109V107L233 108V109H235V110H232V112H233V114L236 116V114L235 113H237V118L239 119V121H240V123L239 122H237V120L236 119H234L233 117H235V116H233V115H231V116H233L232 118L234 119H231L230 121H233V123H232V126H231V122L228 120V118H230L229 117V114L227 115L228 116V118H227V116H226V118H227V125H225L226 124V122H225V120L224 121H221V122H224V124H222L219 120H221V118H223V117H221L220 116V113H217V114H215L216 112L215 111H217L218 109H217V107L215 108V115H218V116H220L221 118L220 119H218L219 117L218 116H215L214 115V117L215 118H217V120L214 118V117H212V119H213V122H215L214 120H216V124L215 123H213L210 119L211 118H209V120H208V118H206V116H204L205 114H203V112H201L203 115H201L200 114V116L198 115V112H200L199 110H202V109H197V108H195L194 107V105H193V103H192V101L193 100H191V104L188 102L187 104L190 106H192L191 108L189 107V109H187L188 107V105L187 104H185V105H183V106H185V107H183V109H182V111H184V110H186V111H184V112H180V113H176V115L177 114H179L180 116V120H178L179 121V123H180V125L181 126H177V127H181V128H187V125H186V123H185V121L183 122V121H181V116H185L188 120H190L191 121V119L192 120H196L197 121V123L196 124H198V127H197V125H194L193 123H192V121L190 122V121H187L188 123L190 122V124L192 123L194 126H196V127H194V128H196V129H193V130H198L199 128H200V133H201V131H202V129H205L206 127H205V125L203 126L204 128H201L200 126H201V124L200 123H204V122H202V121H205V124L207 125V123L209 122V123H211V126L212 125H217V123H219L218 125L219 126H221V128L220 127H218V126H212V129H213V127H216V131L218 132L217 133V135L218 136H216L217 138L219 137V138H221V140H222V143H220V142H218L217 141V143H219V144H221V147L223 146L224 147V145H226V148H228L227 147V144H231V145H229V146H231V148H232V152H233V155L230 157L232 160L230 161L229 159H228V157H229V154L227 155L225 152V155L227 156V158H226V160L224 159V160H218V158H220V157H222L223 155H221L220 157L218 156V155H216L217 157H215V156H212V155H214L212 152V155H209V154H206V152H208V150L206 151L203 147V145H205V143L202 145V144H199L198 142L197 143H195L193 140V142L194 143H192V142H190L191 140H190V137L189 138H185L186 136H187V134L186 133H184V134H186V135H184V134H182V140H180V141H178V142H180V148H179V150H180V155H177L178 153V150H177V152L175 151V148H173L172 147V150L170 151V149L169 150H167V153H168V151H170V156H169V160H167L168 159V154H165V153H163V151H161L163 154H164V156H166L167 157V159L166 160H160L159 161V155H158V153H155V151L158 149H160L161 150V147H159V144H161L162 142H158L159 144L157 145V142H154L153 141V143H152V141L150 142L149 141V143H151V144H148L150 147H151V145L152 144H155L156 145V147H157V149L155 150V145H153V147H154V153L155 154H157V157H156V160L158 161V165L157 164H155L154 165V167H156V169H154V170H157V171H154V170H152L153 172H155L154 174L156 175L155 177H157V183L158 184H160V185H158L156 182H153V184H150V186L152 187V185H154V183H156L157 185L156 186H160L161 187V185H163L164 186V188H165V190H167V191H165L164 190V193L166 192L167 194H165V195H167V197L165 196V198H167V201H168V204L167 205H164V209H163V207H162V209H161V207L158 205L157 207H156V209H160V212L159 211H157V212H159L160 214L159 215H156L155 214V211H153L154 209L153 208H149V207H147L146 205L144 206L143 205V203L144 202H146L148 199H149V193H152V190H153V188H152V190L150 191V189H149V185L147 186V179L148 180H153V181H155V179H154V177H151V176H153L152 175V171L150 172L149 171V169H151V168H149L148 169V164L147 163H149V160L148 159H146V162H145V160L143 161V164L141 165V166H147L146 168H144V169H146V173H144V177H145V180H146V183H145V185L148 187V189H149V191H148V189H145V186H144V188H143V192H141L140 193V197L142 196L143 198L140 200V202L142 203V205H143V207H141V205H140V207H141V209L142 208H149V209H152V212H153V215L155 214L156 215V217H161V222L163 223V221L165 220V221H169L170 222V225H171V228H172V230H171V232L174 230L173 228H174V226H175V228L178 230H176L175 229V231L178 233L179 232V234L181 235L182 233H184V234H187V235H185V243H184V240L183 241H181L182 240V238H181V236L180 237H177L176 238V236L174 235L175 233H171V235H174V237L176 238V240H178V238H179V240H180V238H181V243H183V244H185V245H187L186 247H183V249H184V251L186 252V250L185 249H187V253H186V257L189 259V260H181V258H180V256L179 257H177L178 255H176V258H175V256H174V258L175 259H177V258H180V259H177V262H178V260H181V263L180 264H190L189 263V261L190 262H193V263H197V264H200V262L202 261V256L204 255V253H206L207 252V250L209 249V246H207L208 245V241H207V244L205 245V243L206 242H203V241H206V239L205 238H208L209 236H211V238H213L214 236H216V235H218L219 233L217 232V233H214V234H210L209 236H207V237H205L206 236V231H205V227L206 226H208V224H207V220L206 219H203V217H207V216H209L210 215V217H213V216H215V217H219L220 218V220H221V225L223 224V223H225V221L228 219V221H229V219H231V215L232 214H235V213H233L235 210V206L236 205H238V203L236 202L235 203V199L238 201H240L239 202V205H241L242 204V202H243V200L245 199V195H246V198L247 197H249L250 195H248L247 196V194H245L244 196H243V194H244V192L242 193V192H238V194H239V198H237L238 196H237V191H238V189L241 187V186H246V188H248L250 185H251V187L250 188H252L253 187V185H255L256 187L258 186V185H260L258 188H260L261 186H262V184H264V172H263V170H264V34H263ZM14 33H16L17 35H19V36H17L16 34H14ZM39 33V34H38ZM133 33V32H132ZM190 33H191V31H190ZM234 33H236V32H234ZM14 34V35H13ZM62 34V35H61ZM157 34L159 35V36H157ZM237 34V33H236ZM257 34H260L259 36H257ZM6 35V36H5ZM141 35V36H140ZM231 35H233V34H231ZM255 35H256V37H255ZM11 36H14V37H11ZM238 36V35H237ZM261 36V37H260ZM55 37V38H54ZM233 37V36H232ZM234 37H235V35H234ZM45 38H44V40H45ZM51 38V39H52ZM72 38H77V42H78V44H74L73 45V42L72 41H70ZM188 38V39H187ZM238 38V37H237ZM5 39V40H4ZM20 39H18V40H20ZM50 39V38H49ZM143 39V40H142ZM233 39V38H232ZM239 39V38H238ZM186 40H187V42H190L191 40H193V38H192V33H191V36H190V38H189V36H187V37H185V39H183V41L185 42V43H187L186 42ZM11 41V42H12ZM69 41V42H68ZM231 41V40H230ZM18 42V41H17ZM41 42V41H40ZM45 42V41H44ZM44 42H42V43H44ZM48 42V41H47ZM51 42H53L52 40H51ZM66 42H68V43H66ZM233 42H235V41H232V43ZM14 43H16V42H14ZM13 42H12V45L14 44ZM19 43V45H21L20 43V41L18 42ZM18 43H16V44H18ZM23 43V42H22ZM50 43V42H49ZM49 43L46 45V44H44V45H46V46H48L49 45ZM72 43V44H71ZM147 43V44H146ZM195 43V42H194ZM237 43L239 44V42H238V40H237ZM11 44V43H10ZM9 42H8V45L7 44H4L3 46H1V47H4V46H6L5 48L7 49V47H9ZM15 44V45H16ZM40 44H38V46H36V45H34L35 47H36V49H37V47H38V49H39V46ZM42 45V44H41ZM71 45H73V46H71ZM79 45V46H78ZM234 45H235V43H234ZM22 46V45H21ZM43 46V45H42ZM64 46H66V45H64ZM238 46V45H237ZM250 46V45H249ZM1 47H0V50H1ZM11 48H12V46H10ZM15 47V46H14ZM12 48V49H15V48ZM18 47V46H17ZM32 47V46H31ZM75 47V48H76ZM229 47V48H228ZM239 47V46H238ZM5 48H4V51H5ZM21 48V47H20ZM24 48V47H23ZM23 48H21L20 50V52H22L23 50ZM26 48V50H27V47H25ZM40 48H42V47H40ZM64 48V47H63ZM227 48V49H226ZM249 48H251V49H249ZM33 49V48H32ZM224 49H226V50H224ZM234 49H236L235 47H234ZM249 49V50H248ZM10 50V49H9ZM8 50V51H9ZM16 50H18V49H16ZM15 50V51H16ZM31 50V49H30ZM71 50L69 51V52H71ZM230 50H233V46H232V48L230 49ZM237 50V49H236ZM236 50H234V51H236ZM24 51H25V49H24ZM29 51V50H28ZM81 51V52H80ZM6 53H8L7 51H5ZM9 52H11V50L9 51ZM243 52H245V53H243ZM13 53H15L14 51H13ZM80 53V54H79ZM89 55H88V54ZM222 53V52H221ZM234 53V52H233ZM232 53V54H233ZM30 54V53H29ZM85 54V55H84ZM184 54V53H183ZM215 54V53H214ZM214 54H213V56H214ZM1 55H2V52H1ZM3 55H4V52H3ZM20 55H22L21 53H20ZM19 54H18V58H19V56H20ZM98 55H100V56H98ZM231 55V56H230ZM236 55V56H235ZM5 56V55H4ZM4 56H2V57H4ZM6 56H7V54H6ZM5 56V57H6ZM10 56V55H9ZM8 56V57H9ZM17 56V55H16ZM225 56V57H224ZM2 57H1V59H2ZM5 57H4V59H5ZM15 57V56H14ZM13 57V58H14ZM21 57V56H20ZM23 57V56H22ZM25 58H26V56H24ZM87 57V58H88ZM11 59H12V57H10ZM78 58V59H79ZM86 58V59H87ZM90 58V57H89ZM95 58H93V60L95 61L96 60V62L98 63L100 60H98V59H95ZM218 58L216 59V60H218ZM229 58V59H230ZM231 58V59H232ZM15 59H16V57H15ZM67 59V58H66ZM85 59V60H86ZM91 60H92V56H91V58H90ZM90 59H89V61H90ZM239 59V58H238ZM21 60V58H19V61ZM25 60V59H24ZM27 60V59H26ZM25 60V61H26ZM28 60L30 61V62H32L33 61V64L34 65H36L34 62H38V61H36L35 59H33V58H31V59H29V55H28ZM68 60H70V59H67V61ZM76 60V59H75ZM80 60V59H79ZM79 60H78V63H79ZM220 60V59H219ZM4 61L6 62L7 60H3V63H4ZM12 61V60H11ZM18 61V60H17ZM18 61V62H19ZM22 61V60H21ZM24 61V62H25ZM41 62H42V60H40ZM39 61V62H40ZM221 61V65H222V60H220ZM231 61V60H230ZM8 62V61H7ZM26 62H28V61H26ZM38 62V63H39ZM70 62V61H69ZM72 62V61H71ZM77 62V61H76ZM92 62V61H91ZM95 62V63H96ZM219 62V61H218ZM224 62H223V64H224ZM2 63V64H3ZM9 63H10V61H9ZM13 63V62H12ZM12 63H11V66H14V65H12ZM16 63V62H15ZM14 63V64H15ZM29 63V62H28ZM45 63H47V62H45ZM63 63V65H65L66 64V62H62ZM65 63V64H64ZM82 63V62H81ZM80 63V64H81ZM93 63V62H92ZM99 63H101V62H99ZM7 64V63H6ZM20 64V63H19ZM18 64V65H19ZM24 64V63H23ZM32 64V65H33ZM42 64V63H41ZM41 64H39V65H41ZM49 64V63H48ZM76 64V63H75ZM85 64H86V61H85ZM88 64V63H87ZM125 64L127 65V66H125ZM167 64V65H166ZM218 64H220V62L218 63ZM226 65H228V63L226 62L225 63ZM231 64V63H230ZM229 64V66H231V68H232V65H230ZM5 65V64H4ZM3 65V66H4ZM16 66H17V63L15 64ZM33 65V66H34ZM39 65H37L38 67H42L43 65H45L44 64V62H43V64H42V66H39ZM66 65H69V63L67 62V64ZM71 65H72V63H71ZM77 65V64H76ZM92 65V64H91ZM2 66V67H3ZM6 66V65H5ZM8 66H9V64H8ZM15 66V67H16ZM78 66V68H79V65H77ZM77 66H74L73 65V67H77ZM165 66V68H163ZM214 66H216L215 64H214ZM214 66H212V73L214 72V75H213V77L215 78V79H221V77L219 78V77H217L216 75H221L222 74V72L224 73V71H223V69H222V66H219L218 68H220V69H222V70H216V68L214 69L215 71H213V68H214ZM218 66V65H217ZM2 67H0L1 69H3ZM10 67V66H9ZM8 67V71L10 70V68ZM14 67V68H15ZM25 67H26V65H25ZM28 67H30V65L28 66ZM38 67H37V69H38ZM69 67V69H71L70 68V65L68 66ZM80 67H81V65H80ZM83 67V66H82ZM225 67V66H224ZM248 67V69H250ZM6 68V67H5ZM12 68V67H11ZM21 68V67H20ZM24 68V67H23ZM34 68H35V66H34ZM66 68H67V66H66ZM126 68L128 69V70H126ZM230 68V67H229ZM229 68H227V69H224V70H226L225 71V77L223 78V79H226L227 80V76L229 75V73H232V75H234L235 76V72L233 71L234 70V68H233V70H232V72H230L229 71ZM231 68H230V70H231ZM33 69V68H32ZM152 69H154L153 71H155L156 73H157V75H155L154 73H152V72H150V71H152ZM18 70V69H17ZM25 70V69H24ZM24 70H23V72H24ZM137 70V71H136ZM141 70V71H140ZM4 72L6 71V69L5 70H3ZM3 71H1L2 73H3ZM11 71V70H10ZM9 71V72H10ZM20 71V70H19ZM26 71H27V68H26ZM31 71H33V70H31ZM145 71H147V72H145ZM217 71L220 73V74H215V73H217ZM222 71V72H221ZM248 71H250V70H248ZM0 72V73H1ZM16 72V71H15ZM18 72V71H17ZM17 72L16 73H14V74H17ZM38 72V71H37ZM47 72V71H46ZM68 72V74H69V71H67ZM228 72V73H227ZM234 72V73H233ZM1 73V74H2ZM6 73V72H5ZM11 73V72H10ZM28 73V72H27ZM31 73V72H30ZM29 73V74H30ZM35 73H36V71H35ZM152 73V74H151ZM19 74V73H18ZM45 74V73H44ZM226 74H228L227 76H226ZM6 75V74H5ZM12 75V74H11ZM21 75V74H20ZM31 75V74H30ZM29 75V77H31ZM43 75V74H42ZM42 75L40 76L41 78H42ZM51 75H52V73H51ZM51 75H50V73H49V75L48 76H50V77H48V79L49 78H53L54 76L52 75V77H51ZM70 75H71V72H70ZM124 75H125V77H124ZM160 75V76H159ZM4 76V75H3ZM10 76V75H9ZM14 76H16V75H14ZM18 76V75H17ZM16 76V77H17ZM34 76V80H36L35 78H36V76L35 75H33ZM39 76V75H38ZM184 77L186 76V75H183ZM230 76H231V74H230ZM234 76H232V77H234ZM23 77V76H22ZM156 77H158V78H156ZM217 77V78H216ZM245 77H247L246 79H245ZM248 77H249V79H248ZM2 78V77H1ZM18 78V77H17ZM14 79V78H12V77H3L2 79H0V86H2L3 85V87H0V221H2V224L5 226H2V227H0L1 229H0V247H3V246H7V240H9V241H11L10 243H9V245H10V247H11V249H10V251H9V258H8V261L12 264H16V260H20L21 258H22V256L23 255H25V247H26V235L22 232V231H24V232H27V227H18V228H16L15 227V225L16 224H18L17 222H19L20 221V219H24V220H29V219H37L38 217V219H40V216L42 215V213H44V212H47V216H50V215H48V214H53V215H51V216H54L55 215V217H59V216H61V215H63V213H67V215H70V213H71V215L72 214H74V210H73V208H75V207H77L76 206V204H71L72 202V198L70 197V195H68V198L67 199H65L67 196V193H68V188H69V185H67L68 183H70L69 182V180L67 179V181L66 182H64V184L62 183L61 184V182L58 180L59 179V176H58V170L61 168V167H63L64 165H63V162H60L61 164L60 165H57L56 163H58L57 161H56V163L52 160V154H49V155H46L44 158H43V156L41 155V159H34V158H29V157H27L26 158V154H24V152H25V150H27V149H25L26 147L24 146V147H22L20 144L18 145L16 142H14L13 140H12V137H14V135H17L19 132L18 131H20V130H23L22 128L20 129V125H22V124H25L23 121H22V118H20L19 117V115H18V117H17V114L19 113L20 114V110L22 109V108H24V109H22V110H25L26 108L25 107H31L32 108V105H30V102H32L33 101V98L35 97H33L32 98V94H31V92L32 91H34L33 90V87H32V90H30L31 89V87H29V88H23V86L21 87V88H23V90L20 88V85H23L24 83L22 82L23 80H21V79ZM20 78V77H19ZM156 78V79H155ZM186 78H187V76H186ZM186 78H184L185 80H187ZM189 78V77H188ZM235 79H237L236 77H234ZM243 78V77H242ZM13 81H12V80ZM26 79H28V77L26 78ZM51 79H49V80H51ZM179 79V80H178ZM217 79V80H218ZM222 79V80H223ZM230 79V78H229ZM228 79V82H229V85H231L230 84V82H232V81H234V80H232V81H230ZM233 79V78H232ZM248 79V81L246 82L245 80H247ZM29 80V79H28ZM32 79H30V81H31ZM37 80H38V77H37ZM41 81H40V83H43L42 82V79H40ZM46 80H47V78H46ZM49 80H47V81H49ZM177 81V82H176ZM180 81V82H179ZM189 81V80H188ZM216 81V80H215ZM221 81V80H220ZM225 81V80H224ZM27 82V81H26ZM25 82V83H26ZM32 82V81H31ZM186 82V81H185ZM227 82V81H226ZM228 82L226 83V84H228ZM245 82V83H244ZM22 83V84H21ZM28 83V82H27ZM37 83V82H36ZM39 83V82H38ZM37 83V84H38ZM49 83V82H48ZM188 83V82H187ZM216 83H218V82H216ZM216 83L214 84V86L216 85ZM221 83V82H220ZM219 83V84H220ZM242 83V82H241ZM29 84V83H28ZM32 84H34L35 85V83H32ZM135 84V83H134ZM219 84H218V86H219ZM233 84V86H234V82L232 83ZM237 84H240V82L239 83H237ZM236 84V85H237ZM34 85H31L30 84V86H34ZM46 85H47V83H46ZM221 85V84H220ZM25 86L26 87H28V85H26L25 84ZM38 86V85H37ZM36 86V87H37ZM40 86V87H39ZM38 87V89H42L41 88V86L42 85H39ZM44 86V85H43ZM213 86V87H214ZM222 86H223V83H222ZM222 86H220L221 88H222ZM226 86V85H225ZM228 86V85H227ZM227 86H226V89H228L227 88ZM232 86V85H231ZM36 87H34L35 88V91L34 92H36ZM216 87L217 86H215V88H214V90L212 91V92H214L215 91V93H217L216 92ZM235 87V86H234ZM240 87V88H239ZM45 88V87H44ZM44 88L42 89L43 91H45L44 90ZM143 88V87H142ZM188 88V87H187ZM225 87L223 86V89H224ZM194 89V88H193ZM218 89V88H217ZM223 89H222V91H223ZM228 89V90H229ZM39 90V92H41ZM176 90V94H174V91ZM188 90H189V88H188ZM188 90H185L186 92H188ZM227 90V91H228ZM190 91V90H189ZM194 91V90H193ZM226 91V92H227ZM240 91V92H239ZM38 91H37V93H39ZM225 92V91H224ZM42 93V92H41ZM52 93H54V92H52ZM220 93V92H219ZM223 93V92H222ZM221 93V94H222ZM36 94V93H35ZM45 94V93H44ZM187 94V96L189 97V94L188 93H186ZM192 94V93H191ZM190 94V95H191ZM196 94V93H195ZM226 94V96H224ZM37 95H40V94H37ZM47 94H45V96H46ZM52 96H53V94H51ZM198 94H196V97H198L197 96ZM216 95V94H215ZM44 96V97H45ZM49 96V95H48ZM175 96V97H174ZM192 96H193V94H192ZM224 96V97H223ZM237 96V97H236ZM44 97L42 98V97H38L37 98V100L39 101L38 103L40 104V102H45V101H50L51 99H44ZM51 96H49L48 98H50ZM180 97V98H179ZM218 97V96H217ZM212 98V97H211ZM213 98H215V97H213ZM221 98V97H220ZM228 98V99H227ZM45 101H44V100ZM53 99V98H52ZM160 99V100H161ZM174 99V100H173ZM215 99H217V98H215ZM230 99V100H229ZM237 101H236V100ZM25 100V101H24ZM34 100H35V98H34ZM41 100H43V101H41ZM196 100V99H195ZM198 100V99H197ZM48 101H47V104H49L48 103ZM52 102H53V100H51ZM55 101V100H54ZM217 101V100H216ZM230 101V102H229ZM34 102V101H33ZM36 102V101H35ZM51 102V103H52ZM194 102V104H195V101H193ZM197 102V101H196ZM232 102V104H230ZM37 103V102H36ZM37 103V104H38ZM53 103H55V102H53ZM179 103V105L181 104L180 102H178ZM217 104L216 105H220V104H218V102H216ZM233 103H234V105H236V106H234L233 105ZM238 103V104H237ZM23 104H24V106H23ZM35 103H33V105H34ZM43 105H44V103H42ZM46 104V103H45ZM174 104V105H175ZM28 105V106H27ZM43 105H40L41 106V108H42V106ZM52 105V104H51ZM146 105V104H145ZM147 105H150L148 102H147ZM151 105H155V103H152ZM177 105V104H176ZM222 105V104H221ZM220 105V106H221ZM230 105H231V107H230ZM38 106V105H37ZM40 106H39V108H40ZM50 106V105H49ZM219 106V107H220ZM239 106V107H238ZM44 107V106H43ZM47 107V106H46ZM147 107V106H146ZM178 107V106H177ZM181 107V106H180ZM195 109H197L198 110V112H197V110H195ZM198 107V106H197ZM235 107V108H234ZM30 108V109H31ZM38 108V107H37ZM37 108H33V109H31V111H33L34 109H37ZM38 108V109H39ZM184 108H186V109H184ZM199 108V107H198ZM222 109H224L223 107H221ZM237 108H238V110H237ZM37 109V110H38ZM43 109H45V107L43 108ZM47 109L48 108H46V111H47ZM50 109V112H52V109H51V107L49 108ZM181 109V108H180ZM217 109V110H216ZM222 109H220L221 111H222ZM226 109V110H227ZM36 110V111H37ZM41 110V109H40ZM57 110V109H56ZM140 110V109H139ZM156 110V109H155ZM230 110V111H231ZM238 112H237V111ZM45 111V110H44ZM134 111V110H133ZM132 111V112H133ZM157 111V110H156ZM156 111H155V113H156ZM160 111V110H159ZM221 111H219V112H221ZM227 111H229V110H227ZM30 111H28V113H29ZM34 112V111H33ZM48 112H49V110H48ZM135 112H138L137 110H135ZM134 112V113H135ZM186 112V113H185ZM242 112H243V114H242ZM23 113V112H22ZM21 113V114H22ZM25 113L26 114H28L27 113V111H25ZM38 113V112H37ZM154 113V114H155ZM224 113V112H223ZM225 113H226V111H225ZM224 113V114H225ZM239 113H240V115H239ZM24 114V113H23ZM22 114V115H23ZM31 114V113H30ZM38 114H40V113H38ZM38 114H35V115H38ZM139 114H141V111L139 112ZM158 114V113H157ZM160 114V113H159ZM29 115V114H28ZM34 115V116H35ZM128 115L129 116H131L129 113H128ZM147 115H149L148 113H147ZM161 115V114H160ZM188 115V116H187ZM221 115H222V112H221ZM239 115V116H238ZM21 116V115H20ZM24 116H27V115H25L24 114ZM41 115H39L38 117H40ZM43 116V115H42ZM128 116V117H129ZM133 116V115H132ZM135 116V115H134ZM137 116V115H136ZM135 116V117H136ZM150 116V115H149ZM149 116H145L147 119H148V117ZM158 116V115H157ZM172 116V115H171ZM174 116V115H173ZM13 117H16V119H15V121L12 119ZM28 117V116H27ZM29 117H33V116H29ZM36 117V116H35ZM44 117V116H43ZM46 117V116H45ZM44 117V118H45ZM127 117V116H126ZM127 117V118H128ZM135 117H132V118H135ZM139 117V116H138ZM144 117V115L142 114V117H141V115H140V117H139V119L138 118H136L137 120L135 121L134 119H133V121H135V124L137 125V123H138V121L139 120H143V118H144V120L146 119ZM152 117H154V116H152ZM160 117V116H159ZM161 117H163V116H161ZM161 117H160V119H161ZM177 117H178V115H177ZM178 117V118H179ZM190 119H189V118ZM224 117H225V115H224ZM235 117V118H236ZM243 119V121H242V119ZM131 118V119H132ZM141 118V119H140ZM165 118H167V117H165ZM175 118H176V116H175ZM25 119V117L23 118V120ZM30 119V118H29ZM40 119V118H39ZM129 119V118H128ZM146 119V120H147ZM153 119H158V118H153ZM153 119H151L152 120V122L153 121H155V123H157L156 121L157 120H153ZM160 119H158V120H160ZM182 119H185L184 117L182 118ZM199 120V122L200 123H198V120ZM204 119V120H203ZM206 119V120H205ZM20 123V124H18V122ZM21 122H20V121ZM27 119H25L24 121H26ZM32 120H33V118H32ZM38 120V119H37ZM43 120V119H42ZM62 120H64V119H62ZM65 120H66V118H65ZM165 120H167V119H165ZM174 120V119H173ZM223 120V119H222ZM236 120V122L237 123H239L242 127H240L239 128V124L236 126L234 123V121ZM27 121H29V120H27ZM31 121V120H30ZM34 121H35V119H34ZM148 121V120H147ZM172 121V120H171ZM175 121V120H174ZM174 121H173V124H174ZM177 121V122H178ZM217 121H219V122H217ZM251 121V122H250ZM36 122V121H35ZM137 122V123H136ZM139 122H141V121H139ZM149 122V121H148ZM176 122V123H177ZM207 122V123H206ZM228 122H230V123H228ZM30 123V122H29ZM60 123H63V122H61L60 121ZM144 123V122H143ZM162 123H164L163 121H162ZM168 123V122H167ZM167 123H165V125L167 124ZM178 123V124H179ZM244 123V124H243ZM33 124V123H32ZM131 124V123H130ZM134 124V125H135ZM146 124V123H145ZM144 124V125H145ZM150 124H152V123H150L149 122V125ZM171 124V123H170ZM173 124H172V126H173ZM177 124V125H178ZM199 124H200V126H199ZM233 124H234V127H233ZM17 125H19V126H17ZM140 125H142L143 126V124H140ZM147 125V124H146ZM161 125V124H160ZM160 125H158L159 126V128H157L158 130H156L157 132L159 131V129H160V127H162V126H160ZM186 127H185V126ZM192 125V126H193ZM203 125V124H202ZM25 126V125H24ZM30 125H28L26 128H25V130L29 127ZM130 126H132L133 127V124L132 125H130ZM138 126V125H137ZM141 126V127H142ZM152 126V125H151ZM150 126V127H151ZM153 126H155V125H153ZM164 126V125H163ZM169 126V125H168ZM208 127H209V125H207ZM211 126H210V128H211ZM243 126H245V128L243 127ZM21 127H23V125L21 126ZM34 127H35V124H34ZM150 127L149 126H143V128L142 129H145L146 131H147V133L146 134H148V132L149 131H151V133L149 132V134L151 135L152 134V131L154 130L155 131V129H153V128H151L150 129ZM157 127V126H156ZM189 127V126H188ZM190 127H191V125H190ZM189 127V129H191ZM238 127V128H237ZM131 128V127H130ZM136 127L134 126V129H135ZM138 128H140V126H138ZM165 128V129H164ZM174 128V127H173ZM208 129V134H210V132H212L211 130L212 129ZM217 128H219L218 130H217ZM248 128V129H247ZM127 129V128H126ZM133 129V128H132ZM141 129V128H140ZM150 129V130H149ZM162 129L163 130H166L167 128H166V126H164L163 128H161L160 130L162 131ZM171 129V128H170ZM180 129V128H179ZM207 129V128H206ZM226 129H228V130H226ZM240 129H242V131H243V129H244V131L242 132ZM247 129V130H246ZM136 130H138V129H136ZM145 130H141V131H143V134L142 135H140L139 133L137 134V132L139 131H135V133L137 134V135H140V138H141V136H146L145 135V133H144V131ZM168 130V129H167ZM230 130V131H229ZM233 130V131H232ZM24 131V130H23ZM62 131H64V132H69L70 130H67V131H65L64 130V128L62 129ZM130 131H132V130H130ZM140 131V132H141ZM145 131V132H146ZM172 131V130H171ZM187 131V130H186ZM185 131V132H186ZM190 131V130H189ZM207 131V130H206ZM210 131V132H209ZM18 132V133H17ZM21 132V131H20ZM127 132H129V131H126L125 132V134L127 133ZM134 132V131H133ZM156 132V133H157ZM180 132H181V130H180ZM194 132V131H193ZM203 132V131H202ZM236 132V133H235ZM17 133V134H16ZM135 133H132V135L133 134H135ZM155 132H153V134H154ZM156 133H155V135H156ZM159 133H161V132H159ZM164 133L167 135L168 134V132L167 131H164ZM164 133H163V135H164ZM171 133V132H170ZM182 133V132H181ZM199 133V131H198V133H195V136H196V134L200 137V134ZM207 133V132H206ZM135 134V135H136ZM148 134V135H149ZM174 134H176V133H172V135L173 136H175ZM179 134V133H178ZM177 134V138H179V135ZM189 134V133H188ZM213 134V135H212ZM212 134H211V136H209V135H207L208 136V138H210V137H214V133L212 132ZM234 134V135H233ZM50 135V134H49ZM132 135L130 134V136L132 137ZM136 135V138H138L139 136H137ZM147 135V136H148ZM161 135V134H160ZM163 135H161V138L160 137H158L159 136V134L158 135H156L158 138H160V140L158 139V138H156V136L154 137V135H151L150 137H148L149 138V140H150V138H156L157 139V141H161V139L163 138ZM190 135V134H189ZM188 135V136H189ZM192 135H194V134H192ZM191 135V136H192ZM204 135H205V133H204ZM215 135H216V133H215ZM51 136H52V134H51ZM58 136V138H59V136H60V138H59V140L60 139H62V136H64V133L62 132V136L61 135H57ZM128 137H129V135H127ZM126 136V137H127ZM143 136V137H144ZM153 136V137H152ZM168 137H169V135H167ZM237 136V137H236ZM48 137L49 136H47V138L46 139H48ZM53 137V136H52ZM69 134L67 135V133H66V137L64 138V141H65V139L66 140H68L69 141ZM71 137H72V135H71ZM71 137H70V139H71ZM125 137V138H126ZM164 137H166V136H164ZM172 137V136H171ZM216 137H214V138H216ZM134 138V137H133ZM147 138V137H146ZM175 138V137H174ZM176 138V139H177ZM206 138L207 137H205V141L200 137L199 138V140L198 141H201L200 143H203V142H206V141H208L209 139H207L206 140ZM216 138V139H217ZM41 139V142H39L38 141V138L35 140V142H30V143H34L35 145L37 144V145H43V146H45L44 145V143L46 144V142H44L45 140V138H40ZM49 139H52L51 137L49 138ZM57 139V138H56ZM84 139H86V138H84ZM130 139H132V138H130ZM145 139V138H144ZM143 139V140H144ZM167 139V138H166ZM179 139H181V138H179ZM186 139V140H185ZM191 139H193V138H191ZM197 139H198V137H197ZM200 139H202L203 140V142H202V140H200ZM212 140H213V138H211ZM54 140V139H53ZM127 140H128V138H127ZM136 140V139H135ZM152 140H154V139H152ZM165 140V139H164ZM168 140V139H167ZM212 140H211V142H212ZM7 141V142H6ZM34 141V140H33ZM52 141V140H51ZM51 141H49V143L47 142V144L49 145V144H51ZM60 141H63V139L62 140H60ZM70 141H72V139L70 140ZM85 141H87V139L85 140ZM89 141V140H88ZM87 141V142H88ZM91 141V140H90ZM89 141V142H90ZM141 141H142V139H141ZM145 141V140H144ZM148 141V140H147ZM146 141V142H147ZM228 141V142H227ZM12 142H14V143H16L17 145H12ZM19 142V141H18ZM43 142V143H42ZM66 142V141H65ZM124 142H126V141H124ZM130 142H133L132 140L130 141ZM136 142V141H135ZM140 142V141H139ZM145 142V143H146ZM167 142H169V141H167ZM167 142H165L166 144H168ZM178 142H176L177 144H178ZM182 142V143H181ZM9 143V144H8ZM25 143V142H24ZM27 143H29V142H27ZM40 143V144H39ZM52 143H55V142H53L52 141ZM142 143H144V142H142ZM165 143H163V147L165 148L166 146H165ZM170 143H172V145H174L173 144V141L172 142H170ZM169 143V144H170ZM208 143H209V141H208ZM213 143H216V142H213ZM213 143L211 144V145H213ZM225 143V144H224ZM47 144H46V148L48 147L47 146ZM123 144H125V143H123ZM128 144V143H127ZM188 144V145H187ZM207 144V143H206ZM223 144V145H222ZM35 145H32V146H35ZM37 145H36V148H38L37 147ZM126 145V144H125ZM138 145H140V144H138ZM141 145H143V144H141ZM148 145H144V146H142L143 147V149H144V147H148ZM216 145V144H215ZM218 145V144H217ZM50 146V145H49ZM65 146V145H64ZM71 146H72V143H70V149L68 148L69 147V145H68V143H67V146H65L66 147V149H68L69 151L70 150H72V148H71ZM75 146V145H74ZM128 146V145H127ZM130 146H132V145H130ZM129 146V147H130ZM137 146V143H136V145H135V147ZM160 146H162V144L160 145ZM209 146V148H210V145H208ZM207 146V147H208ZM214 146V145H213ZM51 147V146H50ZM73 147V146H72ZM138 148L140 147V149H142L141 148V146H137ZM152 147V148H153ZM159 147V148H158ZM220 146H218V148H219ZM20 148V149H19ZM43 148V147H42ZM49 148V147H48ZM132 148H134V145H133V147ZM149 148V147H148ZM147 148V149H148ZM151 148V149H152ZM169 148H170V146H169ZM183 150H182V149ZM185 148V149H184ZM212 148V147H211ZM214 148V147H213ZM216 148V147H215ZM217 148V149H218ZM34 149H35V147H34ZM53 149V148H52ZM65 149V148H64ZM75 149H78L77 147L75 148ZM135 149V148H134ZM146 149V148H145ZM150 149V150H151ZM167 149V148H166ZM177 149V148H176ZM225 149V148H224ZM230 149V147L228 148V150ZM20 150V151H19ZM23 150V151H22ZM36 150V149H35ZM79 150V149H78ZM149 149H148V152L150 151ZM157 150V151H158ZM160 150H159V153H160ZM218 150H220V149H218ZM223 148L221 149V153L220 154H222L223 153ZM34 151V150H33ZM48 151H49V149H48ZM53 151V150H52ZM80 151V150H79ZM146 151V150H145ZM144 151V152H145ZM156 151V152H157ZM166 151V150H165ZM175 151V152H174ZM195 151V152H194ZM210 151H212V149H210ZM65 152V151H64ZM66 152H67V150H66ZM74 152H75V154H73V155H77L76 154V152L77 151H75L74 150ZM143 152V151H142ZM147 152V151H146ZM145 152V153H146ZM184 152V153H183ZM214 152V151H213ZM228 152H230V150L228 151ZM227 152V153H228ZM70 153V152H69ZM24 154V155H23ZM66 155H67V153H65ZM71 154V153H70ZM110 154V153H109ZM151 154H152V152H151ZM173 154L174 155H177V157H175V156H173ZM218 154H219V152H218ZM148 155H150V153L148 154ZM148 155H146L147 156V158H148ZM23 156V157H22ZM48 156V157H47ZM68 156V155H67ZM145 156V155H144ZM145 156V157H146ZM151 156V155H150ZM149 156V157H150ZM153 156V155H152ZM155 156V155H154ZM164 156H162V157H164ZM233 156H235V157H233ZM161 157V156H160ZM150 159V158H149ZM153 159H155V158H153ZM165 159V158H164ZM173 159V160H172ZM180 159V160H179ZM182 159V160H181ZM191 159V160H190ZM212 159V160H211ZM148 160V161H147ZM155 160V162L153 161V163H156L157 161ZM171 160V161H170ZM188 160V161H187ZM44 161V162H43ZM177 161H179V162H177ZM189 161H191V162H189ZM202 161V162H201ZM54 164H53V163ZM66 162L67 161H65L64 162V164L66 165ZM175 164V165H173V163ZM211 162V163H210ZM250 162V163H249ZM68 163V162H67ZM144 163H146V165L144 164ZM152 162H151V164H153ZM167 163V164H166ZM248 163V164H247ZM252 163V164H251ZM42 164H44V165H42ZM171 164V165H170ZM178 164H179V166L181 165V167L180 168H183V169H180L179 170V166H178ZM195 166H194V165ZM209 164V165H208ZM63 165V166H62ZM157 165V166H156ZM166 165V166H165ZM177 165V166H176ZM188 165H191V166H188ZM150 167H152V165H149ZM176 166V167H175ZM191 167V168H188V167ZM211 166V167H210ZM253 166H254V168L255 167H257V168H259V169H257V172H259L258 170H260V172L259 173H256V172H254V170H252L253 169ZM175 167V168H174ZM196 167V168H195ZM252 169H251V168ZM261 167V168H260ZM50 168V169H49ZM178 168V169H177ZM200 168V169H199ZM143 169V170H144ZM152 169H153V167H152ZM175 169V170H174ZM194 169H196V170H194ZM210 169V170H209ZM148 170V171H147ZM256 170V169H255ZM262 170V171H261ZM193 171H194V173H193ZM143 172V171H142ZM147 172H150V173H147ZM174 173V174H173ZM256 173V174H255ZM193 174H196V175H193ZM201 174V175H200ZM204 174H205V176H204ZM151 177V179H150V177ZM193 176V177H192ZM196 176V177H195ZM197 176H199V177H197ZM71 177V174L68 176V178H70ZM195 177V178H194ZM204 177V178H203ZM196 178H197V180H196ZM258 184V185H257ZM155 186V185H154ZM153 186V187H154ZM155 186V187H156ZM150 187V188H151ZM155 187H154V189H155ZM169 187V188H168ZM262 187H264V185L262 186ZM161 188H163V187H161ZM161 188H156V194H158V192H160L161 193V191L162 190H160ZM163 188V189H164ZM166 188H168V189H166ZM173 189V190H172ZM146 190H147V192H146ZM172 190V191H171ZM250 190V189H249ZM251 192H252V189L250 190ZM261 191H262V188H261ZM261 191H260V189H259V192L260 193H258V191H255V192H253L252 194H251V197H252V195H253V197L255 196V200H257L258 198L256 197V195L258 196V197H260L261 196V201L263 200V197H264V195L261 193ZM149 192V193H148ZM175 192H176V194H175ZM154 193V194H155ZM158 194V195H156L155 194V196L156 197H160V195L161 194ZM169 193V194H168ZM170 193L172 194V197L170 196ZM242 193V197L244 198V199H242L241 197H240V194ZM256 195H255V194ZM258 193V194H257ZM69 194V193H68ZM154 194H152L153 196H154ZM234 194V195H233ZM236 194V195H235ZM263 195V196H262ZM172 198H170V197ZM174 196H176V197H174ZM236 196V197H235ZM65 197V198H64ZM139 197V196H138ZM161 197H162V195H161ZM235 197V198H234ZM163 198H164V196H163ZM260 199H258V200H260ZM66 200V203H70L69 205L70 206H67L66 204H65V201ZM170 200V201H169ZM234 200V201H233ZM62 201H63V204L64 205H62ZM67 201H69V202H67ZM140 203V204H141ZM157 203V202H156ZM155 203V205L154 206H156L157 204ZM260 203H262V202H260ZM147 204V203H146ZM162 205V204H161ZM259 205H261V204H259ZM258 205V206H259ZM263 205H264V201H263ZM263 205H261L262 207H263ZM62 206H64V208L62 207ZM149 206V205H148ZM260 206V207H261ZM68 207V209H66V208ZM150 207H153V205H151ZM63 208V209H62ZM146 208V209H147ZM112 209V208H111ZM111 209H109V210H111ZM131 209V208H130ZM129 209V210H130ZM166 209V210H165ZM260 209H263L262 211H264V207L263 208H259L258 207V210H257V212H259V214H261V210ZM78 210V209H77ZM77 210H75V213L76 214H78V212H77ZM109 210H107V212H106V215H104V216H106L105 218L106 219H110L111 221H107V222H105V223H103V224H99V225H96L97 227H99L100 226V228H101V226H104V228H106L105 230L107 231L108 230V228H109V232L110 233H112V237H114V236H119L120 234H119V227L120 226H118V224H117V222L116 221H114V219H113V217L111 218V214L110 213H108V211ZM127 210V209H126ZM128 210V211H129ZM132 210V214L130 213V212H128L127 211V215H128V213L130 214V215H136L135 213H136V211H138V209L136 208L134 211H133V209H131ZM165 210V211H164ZM41 211V212H40ZM145 210L143 209L142 211H141V213H143ZM147 211H148V209H147ZM32 212V213H31ZM34 212V213H33ZM125 212V211H124ZM123 212V213H124ZM149 212V211H148ZM147 212V213H148ZM151 212V213H152ZM256 212V213H257ZM25 213H28V214H26V215H28V216H26L25 215ZM36 213V215H34ZM123 213H120L121 215H124ZM139 213H140V211H139ZM145 213H146V211H145ZM145 213L144 214H142V216H144L145 215ZM263 213V212H262ZM30 214V215H29ZM40 214V215H39ZM57 214V215H56ZM126 214V213H125ZM138 214V213H137ZM158 214V213H157ZM148 214H146L145 216H147ZM24 216H25V218H24ZM29 216L31 217V218H29ZM37 216V217H36ZM137 216V215H136ZM141 216V215H140ZM139 216V217H140ZM141 216V217H142ZM151 216V215H150ZM15 217V218H14ZM20 217V218H19ZM22 217V218H21ZM27 217V218H26ZM36 217V218H35ZM42 217V216H41ZM68 218V217H70V216H64V218ZM152 217H155V216H151V219H152ZM163 217V218H162ZM166 217V218H165ZM244 217H246V215H244L243 217H242V219L241 220H243L244 219ZM18 218V219H17ZM158 218H155V219H158ZM190 218V219H189ZM249 218H251V217H249ZM249 218L247 217V219L245 220H243L244 221V223L247 225L246 227H248V226H250L251 225V223H253L254 221H255V219H254V221L253 222H251V223H249L248 221H249ZM16 219H17V222H16ZM58 219H60V218H58ZM63 218H61V220H59V223L61 222H63V224H59V223H56V224H59L58 226H56L55 227V229H53L51 232H50V234H42V236L40 235V236H38V242L39 243H41L44 247L47 245V247H51V248H53V246L54 247H58L59 246V244L61 245V246H59V249L61 248L62 249V247H63V250L65 249V248H71L72 247V245H71V242L70 243H64V240H61L62 239V234L60 235V232L61 233H63V234H66V232H67V230L69 229V224H71V223H73V222H68V221H63L62 220ZM148 219H150V218H148ZM167 219V220H166ZM184 219H187V220H184ZM194 221H193V220ZM142 220H143V218H142ZM160 220L158 221H156V222H160ZM232 220V219H231ZM230 220V221H231ZM248 220V221H247ZM251 220V219H250ZM257 220V219H256ZM113 221H114V224H113ZM139 222H141L140 221V218H139V220H138ZM147 221V220H146ZM164 221V222H165ZM248 223H247V222ZM10 222H12V225H11V223ZM143 222V221H142ZM141 222V224H143L144 222H145V217H144V222L142 223ZM161 222H160V224H161ZM169 222H166L167 223V226H168V228L170 229V227H169ZM189 222V223H188ZM210 222V224L211 225H213L212 223H211V221H209ZM242 222V221H241ZM258 222V221H257ZM107 223H109V227H108V224ZM111 223H112V225H111ZM153 223V222H152ZM166 223H165V225H166ZM233 223V222H232ZM106 224V225H105ZM115 224H117V225H115ZM140 224V223H139ZM150 225L149 224V221H148V223L146 222V225ZM160 224L159 225H156V223H154V225H150L149 226V230L148 229H146L147 227H148V225H147V227L145 228L144 227V229H146V231L148 230L150 233H151V231L152 230H154L153 229V227L154 226H156V228L158 227V228H160L161 229V227H160ZM241 224V223H240ZM242 224H243V222H242ZM245 224L243 225L244 227H245ZM248 224H250V225H248ZM254 224V223H253ZM252 224V225H253ZM255 224H256V222H255ZM60 225H62V227L60 226ZM63 225H64V227H63ZM66 225V226H65ZM92 225V224H91ZM120 225V224H119ZM145 225V226H146ZM165 225H163V228L165 229ZM252 225H251V227H252ZM60 226V227H59ZM81 226H83L84 228H82L81 227V229H80V232H82V230H83V232H85V234L87 235H82V236H85V238L84 237H81V238H83V239H85V240H82L81 238L80 239H78V241H81V242H79L78 244H75V247L78 245V248H79V250H81L82 251V253H83V251H84V253H85V249L87 250L88 248L87 247H89L90 248V243H92V245H96L97 244V241L99 242V239L101 240V238L103 239V236H101L100 238L99 237H97L95 234V236L97 237H90L93 233H91V229H92V227L90 228V227H87V226H89V223H82V225ZM92 226H94V225H92ZM95 226V229H97V227ZM144 226V225H143ZM173 226V227H172ZM230 226V227H229ZM228 227H226L227 228V230L228 229H230L231 227H233L232 225H229ZM254 226H257V225H254ZM253 226V227H254ZM261 226V225H260ZM260 226H259V222H258V228L256 227L255 229H258L257 231H256V235H255V238H257V236H258V234L259 233H261L262 235H263V237H262V235L261 234H259V236H260V238H257V239H262V241L260 240V242L259 243H257V242H255L254 241V245H260V246H256V247H262L264 244H263V242H264V232L262 233V232H260L259 230L260 229H262V227L260 228ZM4 227V228H3ZM68 227V228H67ZM86 227H87V230H86ZM111 227V228H110ZM114 227V228H113ZM150 227H152V230L150 229ZM252 227V228H253ZM6 228V229H5ZM29 228V227H28ZM116 228V229H115ZM157 228V229H158ZM162 228V230L161 231H163V233H161V231L159 232V234H161V236H162V234H163V236L164 235H166L168 238H171L170 236V234L169 235H167V233H169V232H167V229L164 231V229ZM225 228V229H226ZM30 229V228H29ZM57 229H59V230H57ZM88 229H89V231H90V233L89 232H87L88 231ZM115 229V231H113ZM118 229V230H117ZM249 229V228H248ZM251 229V228H250ZM54 230H56V232L54 231ZM62 230V231H61ZM65 230H66V232H65ZM140 231V232H137L138 233V236H140L141 235V230H140V228H138L137 229V231ZM253 230H254V228H253ZM252 230V231H253ZM93 231V230H92ZM113 231V232H112ZM124 231V230H123ZM134 230H132V233H136L135 231L133 232ZM143 231V230H142ZM148 231L146 232V233H148ZM175 231H173V232H175ZM230 231V230H229ZM251 231V230H250ZM259 231V232H258ZM262 231H264V227H263V229H262ZM35 232H38V230H35ZM73 232H75L74 230H73V228L71 227V233H73ZM108 232V233H109ZM115 232L117 233V235L115 234ZM144 232H145V230H144ZM158 232H157V236H155L154 234H153V237H157L158 238ZM167 232V233H166ZM181 232V233H180ZM6 235H5V234ZM123 233V232H122ZM121 233V234H122ZM139 233H140V235H139ZM150 233L149 234H147V235H149L150 236ZM152 233H154L153 231H152ZM52 234V235H51ZM59 234V235H58ZM75 233H73V235H74ZM82 234H84V233H82ZM91 234V235H90ZM97 234V233H96ZM114 234V235H113ZM142 234H144V233H142ZM45 235V236H44ZM109 235V234H108ZM132 235V234H131ZM134 235V234H133ZM144 235H146V234H144ZM144 235H141V237L143 236L144 237ZM152 235V234H151ZM178 235V234H177ZM3 236V237H2ZM48 236V237H47ZM69 236V235H68ZM89 236V237H88ZM93 236V235H92ZM138 236H136V234H135V238L136 237H138ZM148 236V237H149ZM160 236V235H159ZM166 236H164V238H166ZM258 236V237H259ZM119 237H122V236H119ZM132 237V236H131ZM152 236L151 237H149L150 239L149 240H151V239H154ZM45 238H47V239H45ZM90 238H93L91 241H90ZM99 238V239H98ZM108 238H109V236H108ZM133 238V237H132ZM156 238V239H157ZM163 238V237H162ZM168 238H167V240H168ZM174 238V239H175ZM210 238V237H209ZM216 237H214L213 239H215ZM116 239V238H115ZM137 239V238H136ZM142 239V238H141ZM141 239H140V242H141ZM156 239H154L153 241H155V242H152V243H155L154 245L155 246H153L154 248L156 247V248H158V245L156 244V242H157V240ZM161 239V238H160ZM172 239H173V237H172ZM173 239V240H174ZM201 239V240H200ZM217 239V238H216ZM256 239V240H257ZM44 240H46V241H44ZM58 240H61V242L60 241H58ZM94 240V242H92ZM117 240V239H116ZM139 240V239H138ZM165 239H162V240H159L158 242H159V244H161V243H164L165 244V242H163ZM209 240H212V239H209ZM255 240V239H254ZM49 241H51V242H49ZM57 241H58V243H57ZM108 241L109 240H107V241H105V243H106V245H107V243H108ZM112 241H114V242H112ZM110 240L109 242V246L107 247V246H105L106 248V250L104 249H99V251L97 252L99 255H98V257H99V259L98 260H102L103 261V259H105L106 261L107 260H109L110 261V258H111V263L110 264H128L129 262L127 261L128 259H129V257H131V259H132V253H130L131 255L129 256V255H127L126 254V251L124 250V248H123V250H122V247H119L118 249H117V251H115L116 250V248L118 247L117 245H119V244H117L116 245V241L115 240ZM119 241V240H118ZM143 241V240H142ZM145 241V240H144ZM148 241V240H147ZM169 241V240H168ZM167 241V242H168ZM88 242V243H87ZM120 242H121V239H120ZM138 242V241H137ZM167 242H166V244H167ZM173 242V241H172ZM176 242V241H175ZM262 242V243H261ZM62 243V244H61ZM122 243V242H121ZM145 243L147 244V243H150V242H146L145 241ZM177 243V242H176ZM179 243V242H178ZM178 243H177V246L176 247H179L178 246ZM181 243H179V244H181ZM212 243H213V241H212ZM12 244H14L13 245V247H12ZM89 244V245H88ZM137 244V243H136ZM166 244H165V246H166ZM182 244V246H184ZM209 244H210V242H209ZM261 244H263L262 246H261ZM69 245V246H68ZM123 245V244H122ZM140 245V244H139ZM145 245V244H144ZM149 245H151V243L150 244H147V245H145L144 247H146V246H149ZM170 245H172V243H170L169 244V246ZM173 245V246H174ZM211 245V244H210ZM213 245V244H212ZM68 246V247H67ZM116 246V247H115ZM121 246V245H120ZM160 246V249H161V245H159ZM169 246L166 248L167 250H168V248H169ZM172 246V247H173ZM181 246V245H180ZM113 247V248H112ZM140 247V246H139ZM164 247V246H163ZM162 247V249H163V251L162 252H164L165 250H164V248ZM171 247V246H170ZM171 247V248H172ZM208 247V248H207ZM77 248V247H76ZM107 248H109V249H107ZM142 248H143V246H142ZM150 248V246L149 247H146V253H148V255H149V252L151 251V248ZM154 248H152V252H153V254H154V252L155 251H153V250H155ZM264 248V247H263ZM113 249V250H112ZM144 249V248H143ZM147 249H149L148 251H147ZM174 249H175V247H174ZM180 249V248H179ZM182 249V248H181ZM182 249V250H183ZM53 250H54V248H53ZM100 250H102V251H100ZM178 250V249H177ZM210 250V249H209ZM218 250V249H217ZM221 250V249H220ZM114 251V252H113ZM169 251V254H172V253H170L171 251L174 253V250H168ZM176 251V250H175ZM205 251V252H204ZM222 251V250H221ZM221 251H219V252H221ZM74 252H75V250H74ZM117 252V253H116ZM119 252V253H118ZM121 252H122V254H121ZM151 252V253H152ZM159 252V248H158V251L156 252V253H158ZM177 252V251H176ZM178 254H180L181 253V251H179L178 250ZM184 252V253H185ZM223 252H225V251H223ZM145 253V254H146ZM151 253H150V255H151ZM154 254V257H155V255H159V257L160 256H162L161 255V252L160 253H158V254ZM184 253L182 252V254H180L181 256L182 255H184ZM226 253V252H225ZM256 253V252H255ZM251 254V255H257V257L259 256V257H261V255H259V253H256V254ZM109 254V255H108ZM118 254H120V255H118ZM142 254L144 255V252L142 251ZM162 254H165V252L164 253H162ZM169 254H165V255H163V257H167L166 255H168V257L170 256ZM224 254V253H223ZM84 255V254H83ZM127 255V257L126 258H124L125 256ZM135 255V254H134ZM133 255V256H134ZM142 255V257L144 258L145 256V260H146V258H147V254L145 255V256H143ZM173 255H175V253L173 254ZM172 255V256H173ZM229 255V254H228ZM264 255V254H263ZM262 255V256H263ZM101 256V257H100ZM106 256V257H105ZM107 256H108V258H107ZM153 256V255H152ZM110 257V258H109ZM135 257H137V256H134V258H133V260H131V259H129V260H131V262L132 261H136V260H134L135 259ZM151 257V256H150ZM150 257L149 258H147L148 260L150 259ZM159 257H155V259L153 258V260H154V263L153 264H159L160 262H158V261H160V259L161 258H159ZM162 257V259H163V261H164V264H166L165 263V260L164 259H166V258H163ZM186 257H183L182 259H184V258H186ZM254 256H252V258H253ZM258 257V258H259ZM119 258V259H118ZM143 259V258H141L140 257V255H139V257H138V259ZM158 258H159V260H158ZM115 259V260H114ZM169 259V258H168ZM175 259H173L174 261H171L170 262V264H172V262H173V264H174V262L176 261ZM259 259H262V258H259ZM62 260H64V259H62ZM60 261V263H59V261L58 260H56L55 262H53V264H69V260L67 261V259H66V261ZM97 260V259H96ZM126 260V261H125ZM151 260H152V258H151ZM150 260V261H151ZM171 260V258L169 259V261ZM254 260V259H253ZM147 261V260H146ZM155 261H157V262H155ZM169 261L167 262V263H169ZM237 261V260H236ZM239 261V260H238ZM237 261V262H238ZM241 261V260H240ZM255 261H257V259L255 260ZM261 261V260H260ZM263 261V264H264V260H262ZM261 261V262H262ZM58 262V263H57ZM65 262V263H64ZM98 262V261H97ZM95 263V264H98V263ZM105 262V261H104ZM129 263V264H133V263ZM139 262V261H138ZM145 262V261H144ZM180 262V261H179ZM178 262V263H179ZM234 264H235V262L234 261H232ZM231 261H228L227 263L228 264H230V263H232ZM135 264H137V262H134ZM139 263H141V261L139 262ZM150 263H152V261L150 262ZM177 263V264H178ZM239 263V262H238ZM238 263H236V264H238ZM99 264H101L100 262H99ZM106 264H107V262H106ZM176 264V263H175ZM192 264V263H191ZM201 264H204V262L202 261L201 262ZM259 264V263H258Z\"/></svg>", "mask_w": 264, "mask_h": 264}]
</instances>
